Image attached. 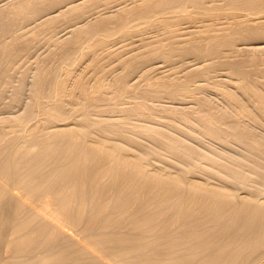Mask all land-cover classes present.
Instances as JSON below:
<instances>
[{
  "label": "bare ground",
  "instance_id": "1",
  "mask_svg": "<svg viewBox=\"0 0 264 264\" xmlns=\"http://www.w3.org/2000/svg\"><path fill=\"white\" fill-rule=\"evenodd\" d=\"M53 1H56V0H53ZM120 1H122L123 2V0H120ZM119 1V2H120ZM211 1V2H210ZM220 1V0H219ZM221 1H224V0H221ZM21 2V1H20ZM31 3H29V1H28V3L31 5L32 3L35 5L36 3H35V0H34V2H33V0L32 1H30ZM59 2V1H58ZM118 2V1H117ZM119 2H118V4H119ZM213 2H215V1H212V0H140V2L137 4V5H133L132 6V4H130L129 6L130 7H120V9L119 10H117L115 13L113 12V13H111V15H108V13L106 14V15H108V17H104L105 16V13H106V11H105V13H103L104 14V16L102 17H98V18H96L95 20H92V22L91 21H89V24H87V25H85V26H78V24H77V26H75V28H74V30L76 29V27H79V29L77 30H75V33H74V30L73 29H71V30H73V35L71 36L72 37V40L70 41V36L68 37L69 38V41L67 40V44H69L70 42L71 43H78L79 44V42H76V41H81V39L83 38V36H81L82 34H84V33H87V34H89V33H91V31H92V29L93 30H95V31H100V33H98V34H100V35H102V33H104V29H105V34L107 33V31H106V29L109 27V29H110V27H112V26H109V25H112V23L114 22V23H118V25H121V26H126V28H128L127 29V31L125 30L126 28H123V27H121L123 30L122 31H126L125 33H122V31L120 30V34L122 33V34H127V33H129V32H131V35H133V34H135V35H137V34H142V33H145V32H152L153 33V37H151L149 40H146L147 42H145V43H147V44H149V45H147L146 47L147 48H145L144 49V51L143 50H138V48H136V47H133V48H127L126 50H119V51H116V50H113V48H111V45H109V47L111 48H109V51H106L105 50V53H106V55L108 54L109 55V57H110V59H114V63H116V65L115 66H112V65H114L113 64V61H112V65H108L109 66V68L111 69L112 67H113V69H115V70H113V76L111 75V70L109 71L108 69H106L108 72H110V74H109V76H111L112 78H108L109 79V81L108 80H106V77H104V76H107L106 74H105V72H107V71H105V72H102V74L99 76V78H98V82H97V84L96 85H94L93 84V86H95L94 87V90H95V92L93 93V97L94 98H98L97 96H99V98L100 97H102L101 99H103L104 97H106L107 95H110L109 97V99H110V103H111V101L112 100H114L113 98L111 99V96L113 97H121V95H123V94H126L125 92H127L128 94H129V87H131L133 84H132V82L134 81V80H131L130 82H131V86L129 85V83H128V81H129V79L127 78L128 77V73H130L131 71H133V70H135V67L137 68V62H139V64H141L140 62H142V64H143V61L146 63L148 60L149 61H151L152 59V61H156V58H159V59H161V60H163L164 62L165 61H167V63L169 64V67L172 69V71L173 72H177L178 73V71H180V72H182V75L184 74H186V73H188L190 70V66L189 65H191L192 64V62H199V64L201 63V64H204V65H207V66H205L206 68H204L203 67V69H205L206 70V72L205 71H202V72H205L204 74H203V77H204V75H206L205 77L207 78L210 74H212L211 72H213V74H214V72L215 73H219V72H217V71H219L220 70V72H221V69L223 70V68L225 67H222L221 66V64L220 63H223V62H225L224 60H226V58H225V56L226 57H228L227 55H225V54H227V53H229V54H231L232 53V55L233 54H236V57H237V55H239L240 53H241V47L244 45V47L245 46H247V45H249L250 46V44H252V45H254L255 44V42H257V40L260 42L261 41V39L263 40L262 41V43L260 44V43H256L259 47H261V48H263L264 47V0H225L224 2L227 4L226 6H225V3H224V6L225 7H227L228 9H229V11H227V10H225V11H227V13H224V14H222V12H220L221 13V15H220V13L218 14L216 11L215 12H213V11H211L212 9H214L215 7L214 6H216V5H214V4H212L211 5V3H213ZM7 3V2H6ZM16 3H18V2H16ZM22 3V2H21ZM21 3H18V4H15V5H18V7L17 8H19L20 6H23V8H22V10L21 11H23V9H25V8H27L28 7V3H27V0L26 1H23V3H22V5H19V4H21ZM26 3H27V6H25L26 5ZM54 3V2H53ZM56 3H57V1H56ZM132 3V2H131ZM218 3V2H217ZM220 3H222V2H220ZM3 4V3H2ZM70 4V3H69ZM122 4V3H121ZM120 4V5H121ZM128 4V3H127ZM135 4V3H134ZM6 5V4H5ZM14 5V4H13ZM38 5V4H37ZM51 5H53V4H51ZM58 5V4H57ZM56 5V6H57ZM60 5V4H59ZM67 5V4H66ZM116 5V4H115ZM114 5V6H115ZM123 5H124V2H123ZM126 5V4H125ZM214 5V6H213ZM218 5V4H217ZM220 5V4H219ZM12 6V5H11ZM24 6H25V8H24ZM40 6V5H39ZM62 6V5H61ZM60 6V9H63L62 7ZM65 6V5H64ZM76 5H73V8L75 7ZM122 6V5H121ZM220 6H222V5H220ZM219 6V7H220ZM14 7V6H13ZM12 7V8H13ZM43 7V6H42ZM59 7V6H58ZM214 7V8H213ZM217 7V6H216ZM223 7V6H222ZM221 7V8H222ZM21 8V7H20ZM19 8V9H20ZM66 8V7H65ZM64 8V10H67V9H65ZM67 8H71V6L69 7H67ZM212 8V9H211ZM224 8V7H223ZM1 10H2V8H0ZM6 9V8H5ZM16 9V8H15ZM40 9V8H39ZM81 9V7H79L78 6V9H73L72 10V8H71V11H73L74 12V14L76 15V17L78 16L79 17V19L80 18H82L83 17V14H82V11L80 10ZM104 9H105V7H104ZM4 10V9H3ZM11 10V9H10ZM13 10H14V8H13ZM12 10V11H13ZM17 11H18V9H17ZM35 11V10H34ZM57 11V10H56ZM69 11V9L67 10V12ZM70 11V12H71ZM103 11V10H102ZM221 11V10H220ZM1 12V11H0ZM5 12H6V10H5ZM14 12V11H13ZM19 12V11H18ZM25 12V11H24ZM23 12V13H24ZM65 12V11H64ZM67 12H65V14L67 13ZM70 12H69V14L67 13V15H70ZM96 12V11H95ZM109 12V11H108ZM16 13V12H15ZM15 13H13L12 15H14ZM34 13V12H33ZM56 13V12H55ZM72 13V12H71ZM1 14V13H0ZM6 14H9V13H6ZM21 14V13H20ZM35 14H36V11H35ZM62 14H64V13H62ZM64 14V15H65ZM73 14V13H72ZM98 14H100V13H98ZM114 14V15H113ZM4 15V14H3ZM11 15V16H12ZM17 15H19V14H17ZM17 15H16V17H17ZM52 15V17H53V14H51ZM50 15V16H51ZM64 15L62 16V17H64ZM96 15V14H95ZM101 15V14H100ZM100 15H97V16H100ZM1 16V15H0ZM4 16H6V15H4ZM8 16H10V15H8ZM25 16V15H24ZM47 16V15H46ZM49 16V15H48ZM55 16H57V15H55ZM66 16V15H65ZM70 16H72V15H70ZM109 16H111V17H109ZM7 17V16H6ZM36 17V16H35ZM34 17V18H35ZM60 17V16H59ZM58 16H57V18H56V20L59 18ZM68 17V16H67ZM223 17H225V18H223ZM13 18H14V16H13ZM10 19V20H14V19ZM40 18V17H39ZM38 18V19H39ZM65 18V17H64ZM71 18V17H70ZM69 18V20H71ZM73 18V17H72ZM75 18V17H74ZM85 18V17H84ZM86 18H88V16L86 17ZM3 19V18H2ZM61 19V18H60ZM59 19V20H60ZM66 19V18H65ZM1 20V19H0ZM4 20H6V22H7V19H5L4 18ZM9 20V21H10ZM28 20V19H27ZM35 20V19H34ZM53 20H55V18H51V19H49L48 21H51L50 23H52V21ZM67 20V19H66ZM65 20V21H66ZM68 20V21H69ZM77 20V19H76ZM75 20V21H76ZM86 20V19H85ZM134 20V21H133ZM41 21V20H40ZM39 21V22H40ZM74 21V20H73ZM78 21V20H77ZM76 21V22H77ZM80 21V20H79ZM78 21V22H79ZM82 21V20H81ZM137 21V22H136ZM11 22V21H10ZM29 22H30V20H29ZM86 23V22H85ZM87 23H88V21H87ZM111 23V24H110ZM1 24H4V22L2 23L1 22ZM0 24V25H1ZM34 24H35V22H34ZM33 24V25H34ZM40 24V23H39ZM43 24V23H42ZM46 24V23H45ZM48 24V23H47ZM137 24H140V26L137 28ZM31 25H32V23H31ZM71 25V24H70ZM82 25H84V24H82ZM5 25H3L2 27H4ZM25 26L26 27H28V24L26 25L25 24ZM30 26V25H29ZM44 26V24L42 25V27ZM72 26H74V25H72ZM5 27H8V26H5ZM4 27V28H5ZM9 27H10V25H9ZM24 27V26H23ZM26 27L24 28V29H26ZM40 28H41V25L39 26ZM35 28L36 29V31H35V29H33L32 31H33V33H37V29H40V28ZM98 27V28H97ZM99 27H100V29H99ZM1 28V27H0ZM3 28V29H4ZM32 28H34V27H32ZM73 28V27H72ZM94 28H97L98 30H96V29H94ZM104 28V29H103ZM114 28H116V26L114 27H112V29H111V31L114 29ZM8 29V28H7ZM101 29H103V31H101ZM109 29H107V30H109ZM117 29V28H116ZM118 29H119V27H118ZM6 30V29H5ZM71 30H70V33H71ZM115 30V29H114ZM133 30V31H132ZM4 31V30H3ZM10 31V30H9ZM24 31V30H23ZM95 31H92V33L91 34H89V35H98L97 33H95ZM110 31V30H109ZM109 31H108V34L107 35H103L105 38H104V40H102L101 38H103V37H101V36H96V39H94L95 41H97L98 39H101L102 41L101 42H96V44L97 43H101L102 45H100V44H98V45H96L97 46V48H95L94 50H93V48L92 49H86V48H83V49H86V50H88L89 52H91V55L89 56L91 59H95L96 61L97 60H99V58H98V56L97 55H95V53H98V49H100L102 46H105L107 43H108V41H105L106 40V37L109 35L110 36V34H109ZM117 31L118 30H116L115 31V33L117 34ZM69 33V34H70ZM113 33H114V31H113ZM114 33V34H115ZM151 33V34H152ZM26 34V33H25ZM182 34H184V35H182ZM26 35H29L28 34V31H27V34ZM36 34H34V36H35ZM89 35H87V37L89 38L90 36ZM93 35V36H94ZM130 35V36H131ZM13 36V35H12ZM32 36V35H31ZM33 36V37H34ZM79 36H81L80 37V39H78V37ZM86 36V35H85ZM129 36V35H128ZM129 36V37H130ZM256 36H257V39H256ZM30 37V36H29ZM66 37V36H65ZM64 37V38H65ZM92 37V36H91ZM90 37V38H91ZM97 37H98V39H97ZM100 37V38H99ZM119 37V36H118ZM150 37V36H149ZM148 37V38H149ZM31 38V37H30ZM35 38H36V36H35ZM34 38V39H35ZM68 38H66V39H68ZM85 38V37H84ZM87 38V39H88ZM65 39V40H66ZM78 39V40H77ZM108 39V38H107ZM110 39V38H109ZM108 39V40H109ZM57 40V39H56ZM90 40V39H89ZM92 40H93V38H92ZM91 40V42L90 43H92V42H94V41H92ZM133 40H135V39H133ZM145 40V39H144ZM60 41H62V40H60ZM64 41V40H63ZM87 41V40H86ZM99 41V40H98ZM114 41H115V39H114ZM9 42V41H8ZM69 42V43H68ZM83 42V41H82ZM84 42H85V40H84ZM83 42V43H84ZM88 42V41H87ZM103 42H106V44H104ZM129 42V41H128ZM128 42H126V43H128ZM0 43H1V41H0ZM3 43V42H2ZM7 43V42H6ZM62 43H64V42H61V45H62ZM83 43H82V45H83ZM178 43H182L181 45H178ZM8 44V43H7ZM6 44V45H7ZM65 44V43H64ZM64 44H63V46H64ZM73 44H71V45H73ZM95 44V42L93 43V45ZM113 44V43H112ZM143 44V43H142ZM177 44V45H176ZM255 44V45H256ZM4 45H5V42H4ZM5 45V46H6ZM12 45V44H11ZM66 45V44H65ZM70 45V46H71ZM81 45V44H80ZM90 45V44H89ZM92 45V46H93ZM108 45V44H107ZM252 45L250 46V47H248V49L249 48H252ZM254 45V46H255ZM3 46V45H2ZM70 46L68 45V47H69V49H70ZM74 46V45H73ZM72 46V47H73ZM91 46V45H90ZM95 46V47H96ZM258 46H256V47H253V49H255V48H257ZM0 47H1V44H0ZM77 47L79 48V46L77 45ZM89 47V46H88ZM243 47V48H244ZM4 48V47H3ZM65 48V47H64ZM66 48H67V46H66ZM90 48V47H89ZM241 48V49H240ZM72 49H74V48H72ZM246 49V48H245ZM245 49H243V51L245 50ZM253 49H251V50H253ZM5 51H6V48L4 49ZM8 50V49H7ZM12 50V49H11ZM13 50H14V48H13ZM64 50V49H63ZM177 50V52H175ZM250 50V49H249ZM248 50V51H249ZM259 50H260V48H259ZM263 50H264V48H263ZM262 50V51H263ZM0 51H2V50H0ZM5 51H2V53L1 54H3V52H5ZM66 51H67V53H69L68 52V50L66 49ZM96 51V52H95ZM246 52H248L247 50H245ZM254 51V50H253ZM252 51V52H253ZM255 51H258V50H255ZM254 51V52H255ZM10 52V51H9ZM20 52V51H19ZM19 52H18V54H19ZM64 53H65V51H63ZM74 51H72V53H73ZM78 52V51H77ZM80 52H81V50H80ZM83 52H84V50H83ZM172 52H174V53H176V54H178L179 56H180V58H176L177 60H174V58H173V56H171V54H173ZM231 52V53H230ZM251 52V53H252ZM264 52V51H263ZM5 53H7V51L5 52ZM13 53V52H12ZM55 53V52H54ZM58 53V52H57ZM71 53V52H70ZM239 53V54H238ZM255 53H257V52H255ZM253 54L252 53V56L254 55V56H258V57H253V58H256L255 60L253 59V58H251V57H249L250 59H253L255 62V70L257 69V66H258V68H259V65L261 64V62H263V64H264V53H262V54H260V53H257V54ZM11 54V53H10ZM15 54V53H14ZM13 54V55H14ZM175 54V55H176ZM190 54V55H189ZM248 54H250V53H248ZM258 54H260V55H258ZM20 55V54H19ZM62 55V54H61ZM67 55V54H66ZM105 55V54H104ZM105 55V56H106ZM225 55V56H224ZM243 55V54H242ZM251 55V54H250ZM9 56V55H8ZM7 56V57H8ZM14 56H16V55H14ZM64 56L65 55H63V59H64ZM69 56H71V55H69ZM230 56V55H229ZM248 56L249 55H247V53H246V56H244L245 57V59H248ZM231 57H234V59H235V55H233V56H230L229 58L231 59ZM240 57H241V55H240ZM239 57V58H240ZM12 58V57H11ZM16 59L18 58V57H15ZM15 58H13L14 59V61H15ZM65 58H66V56H65ZM68 58V57H67ZM108 58V57H107ZM187 58V59H186ZM225 58V59H224ZM229 58H227V60L229 59ZM238 58V57H237ZM238 58V59H239ZM242 58V57H241ZM240 58V59H241ZM105 59H106V57H105ZM109 59V58H108ZM233 58H232V60H234ZM12 60V59H11ZM186 61V63H183V61ZM232 60H231V62H232ZM237 59H235V61H236ZM242 60V59H241ZM62 61V60H61ZM74 61V60H73ZM109 61V60H108ZM107 61V62H108ZM181 62L180 64H178V66H176V65H174L175 63H178V62ZM201 61V62H200ZM260 61V64L259 65H257V63ZM4 62V61H3ZM6 62H8V61H6ZM5 62V63H6ZM81 62V61H80ZM191 63V64H188V63ZM237 62H240V61H236L235 63H237ZM242 62H243V60H242ZM72 63V62H71ZM77 63V62H76ZM75 63V64H76ZM104 63V62H103ZM102 63V64H103ZM109 63H110V61H109ZM149 63V62H148ZM156 63V62H155ZM163 63V62H162ZM232 63H234V61L232 62ZM252 63V65H253V62H251ZM7 64V63H6ZM59 64V63H58ZM61 64V63H60ZM64 64V63H63ZM151 64H152V62H151ZM181 64H184V65H181ZM185 64H187L186 66H189V68H187V70L186 69H183L182 70V68H184V66H185ZM200 64V65H201ZM220 64V65H219ZM224 64H226V63H224ZM242 64V63H241ZM4 65V64H3ZM57 65V64H56ZM55 65V66H56ZM66 65V64H65ZM79 65V63L76 65V66H78ZM82 65V64H81ZM104 65V64H103ZM145 66H146V64H144ZM167 65V64H166ZM198 65V64H197ZM58 66V65H57ZM57 66H56V68H57ZM70 66V65H69ZM110 66H112V67H110ZM140 66V65H139ZM143 66V65H142ZM144 66V67H145ZM149 66V65H148ZM152 66V65H151ZM157 66V65H156ZM155 66V67H156ZM192 66V65H191ZM195 65H193V67H194ZM202 66V65H201ZM221 66V67H220ZM237 66H238V64H237ZM235 67L236 69V71L238 72H234L236 75L238 74L239 75V72L241 73L242 72V68H240V67ZM243 66V65H242ZM261 66V65H260ZM7 67H9L8 65H7ZM43 67V66H42ZM51 67H53V66H51ZM50 66H49V68H51ZM58 67H60V66H58ZM67 67V66H66ZM65 67V68H66ZM74 67V66H73ZM104 67V66H103ZM107 67V66H106ZM162 67V66H161ZM165 67V66H164ZM167 67V66H166ZM231 67V66H230ZM233 67V66H232ZM246 67V66H245ZM48 68V67H47ZM48 68V69H49ZM68 68V67H67ZM66 68V69H67ZM146 68H147V66H146ZM152 68H154V66L152 67ZM169 68V69H170ZM192 68V67H191ZM195 68V67H194ZM197 68H200V67H197ZM197 68H195V69H197ZM254 68H253V70H254ZM261 68H262V66H261ZM260 68V69H261ZM9 69V68H8ZM42 69V68H41ZM45 70H46V68H44ZM65 69V70H66ZM70 69V68H69ZM68 69V70H69ZM74 69V68H73ZM79 69V68H78ZM104 69V68H103ZM165 69V68H164ZM168 69V70H169ZM170 69V70H171ZM195 69H191V70H195ZM201 69V68H200ZM263 69V68H262ZM2 70H5V68L3 69V67H2ZM1 70V71H2ZM37 70V69H36ZM51 71H52V68L50 69ZM50 70H49V72H50ZM65 70H63V71H65ZM137 71H138V68L136 69ZM147 70V69H146ZM149 70H151V69H149ZM156 70V69H155ZM154 70V71H155ZM158 70H159V68H158ZM162 70V69H161ZM169 70V71H170ZM185 70V71H184ZM189 70V71H188ZM197 70H199V69H197ZM202 70V69H201ZM200 70V71H201ZM225 70V69H224ZM224 70L222 71V73L224 72ZM233 70V69H232ZM234 70V71H235ZM244 70V69H243ZM264 70V69H263ZM0 71V72H1ZM6 71V70H5ZM4 71V72H5ZM7 71H9V70H7ZM70 71H71V69H70ZM73 71V70H72ZM71 71V72H72ZM143 71H145L144 70V68H143ZM187 71V72H186ZM227 71V70H226ZM229 71V70H228ZM249 70L247 69V72H248ZM10 72V71H9ZM42 72H43V70H42ZM41 72V70H40V73H37L36 74V72L34 73L35 75H36V78L34 77L35 75H33V77L36 79H34L32 82L34 83V85H33V90H32V92L36 95V96H43L44 94L45 95H47L48 93H46V91H48L47 89H49L50 87H52V88H50V89H52V90H56L57 91V94L55 95L54 94V98H55V96H57V99L55 100V101H52L51 102V100H50V102H46L45 100V98H43V100H44V102L43 101H41L42 100V97H35V95H33V97H35V98H33L34 100L36 99V102H29V103H34L35 105H36V103L39 101V99H41L38 103H40V114H44L43 116H44V118H43V120H45L46 121V123L47 124H50V126L49 125H47L46 123H45V125H39L40 123H42V122H38L39 124V126L36 124V122H35V126H34V123L32 124L33 126H28L29 128H27V131L26 132H24V130H22L25 134H23V135H15L14 133V137L12 138V139H9V143H5L4 144V142L6 141H4L3 142V146H1L0 147V233H1V231H3L4 229H5V227H6V225H12L13 227H14V234L13 235H11L6 241H7V245L6 246H8L9 247V249L11 250V253L13 252V253H15V254H21V255H25L26 256V260L25 261H23L21 264H26L28 261H27V259L29 260V257L30 256H32V254H31V252L32 253H34V255H35V249H33V248H36V246H42L43 248H48V247H50V246H52V248H53V246H54V249H52V248H48V249H52V252H54L53 254L54 255H56V258H53V260L55 259V261L58 263V264H171L170 262L169 263H165V261L163 262V260H164V258H165V256H166V258H167V256H173L172 258L174 259L173 260V264H208L209 262H208V260H210L211 258H217V257H214L213 255H211L212 257L210 258V257H208L207 256V259H205V260H203L201 263H200V261H193V259H194V257H195V252H197V250L198 249H200L201 248V246L202 245H204V244H202V242H200L201 241V239L202 238H204V237H201L199 234H200V232H202V230L203 229H201V231H200V229H199V231L197 232V230H198V228L199 227H197V230H196V232L198 233L197 235H196V233H194V231H195V229H191L192 231H193V236H194V234L196 235L195 237H193L192 235H191V233H186V229H183V231H182V233L180 232V227H184L183 226V224L185 225V228H188L189 227V225L191 224H194V223H191V222H189L190 221V219H189V221H187L188 222V227H187V224H185V222H183V223H181L183 220H185V219H181L182 221H180V223H179V218H180V214L182 213L181 211V209H180V211L178 210V209H174L175 211L177 210L178 211V213H179V215H178V217L179 218H177V215H175L176 213H177V211H176V213L174 214L173 213V211L172 210H170L169 212H172V213H169L167 216H166V218H165V220L163 221V222H165V224L163 225V224H161L162 226H166L165 228H166V230H168L167 229V227H168V225H169V227L173 224L174 226H175V228H176V226L178 225V227H179V232H180V234H178V232L176 233V232H174L173 230V232H174V235H172V237H171V235H170V233H168L169 231H167V234H166V230L163 232L164 234H166V236H164L163 237V239H164V241H162L160 244H158V246H156V244L154 245V244H150V247H148V246H143L142 247V245H143V242H142V245H137L136 243H135V241H133L134 239H136L137 238V236H136V238L134 237V239H132L133 237L132 236H134V235H129V233L130 232H126L125 231V234H123L122 233V231H121V235H120V233H119V235L117 234V233H115L116 231L114 230V228H112V229H109V228H107L108 226H109V224L107 225V224H105V225H107V226H105L104 225V223H103V225L105 226V228L104 227H101L99 224H101L102 223V219L100 220V218H102V215L103 214H105V213H103V212H105L106 211V213H107V216H105V219L107 220L108 219V221H110L111 220V218H114L115 217V214L116 213H108V211H107V208H108V206H104V205H107V201H105V200H103V201H105V202H101V205L104 207V208H106V209H103L102 210V206L101 205H99V204H95V207L93 206V208H95V214L94 215H92L93 214V212H92V214L90 213V214H87V215H85L84 216V213H85V207L87 206L86 204H88V203H90V202H92L96 197H94V199L92 200V199H90V195H88V192L89 191H91V189L93 190L94 189V187H93V185H95V187H96V181L98 180V179H96L97 177L99 178V177H101L102 175H104V174H107V175H109L111 172L110 171H112V174H114V179L115 180H113V181H118V182H120V183H116L117 185H114V187L112 186H110V183L109 182H111V181H109L108 182V180H107V182L109 183V186L107 187V189L106 190H109L108 188H116V191H117V188H120L121 189V187L123 188V187H129V186H133V183L136 181H139V179H137L138 178V176H135V175H137L140 171L143 173V174H145L144 176L145 177H147V178H149V179H147L148 180V182H147V180H140V183H136V184H138V185H135V186H138V188L136 187V189H138V190H142V189H144L145 190V188L147 189V190H149L150 188H151V185L152 186H155V187H157L158 189H159V187H160V189H159V191H158V189H157V191H156V189H155V187H154V189H155V192H154V190H153V192H154V196L151 194H149V193H147V197H148V195H150L149 197H148V201L151 199L150 197H152V199L151 200H153V199H158V198H160V197H164V198H167V197H165L166 195L167 196H169L170 195V193L171 192H169V195H168V192L166 193H164V191L166 190V191H168V190H173L174 188L172 187V186H176V188H175V190H178L179 188H180V186L179 185H181L182 183H184V181H185V185L183 186L184 188H185V186H187V185H191V186H194V187H198L196 190H193L194 189V187H192V191H191V193L192 192H194V193H196L195 191H197V193H198V189L199 188H204V190L202 189L201 190V193L203 192V191H205V190H207L206 192L207 193H209L210 192V194H207V195H205L206 197L207 196H211L212 194H213V196H215V197H213V196H209V200H211L210 202V204H214V203H216V197L218 196V195H221L223 198H225L226 197V199L224 200V201H227L226 202V204L227 205H231L232 203H231V201H230V203L228 204V200L230 199L231 200V198L233 197L234 198V196H232L233 194L232 193H230V188H229V190H226V189H223V188H221V187H219L218 185H214L213 184V180L211 181V182H208V180L206 181V180H204V182H203V180H201L200 181V179L201 178H199V180H197L196 178L197 177H195V178H193L192 176H193V174L192 173H194V172H196V171H194L193 170V172L192 173H190V174H192V176H190L191 178H193V179H189V176L188 175H186V174H188V172L184 175V173H183V176H182V172H184L187 168L185 167L184 169V171H180L179 170V172H181V174H179V172L177 173L179 176H181V177H178V175H175L174 173L176 172H174V173H170V172H168L167 170H166V172L165 171H162L163 169H162V167L161 166H159V167H161V169L159 168V169H157V170H150V169H146L147 167H146V165L147 164H145L144 163V161H143V159L140 157V154L139 155H136L135 154V152L133 151V150H131L132 151V153H134L133 155H132V153H131V151L130 150H128V147L126 148L125 147V145H123L124 146V149H122L123 148V146L121 145L122 143H120V144H115V143H111V144H109V143H103V142H105V141H102V143H97V141L99 140V138H98V140L97 139H95L94 137H96V134L99 136V135H101L102 133H104V131L102 132V123H100L99 121L102 119H98L97 121H96V119L95 120H92V119H90L89 117H88V115H92V114H89V113H86V114H88V115H86L84 112H86V111H83L82 110V108L81 109H79V107L80 106H82L81 105V103L79 104L80 106L78 107V106H76L75 104V101H77V99L76 98H78L77 97V95L78 94H80V95H82V97L83 96H85V98H88V100H90V98H93L91 95H90V89H88L87 88V86L89 85V83L87 84V86H86V84L84 83V79H83V73H80V70H79V72H75V73H72L71 74V76L72 77H70L69 79H71V82H66V79L65 78H63V77H65L66 75H67V72H68V74H69V71H67V72H64V74H66L65 76H63V77H61L62 76V74H61V76H60V74H59V76H60V79H58V83H57V81L55 80L54 82H56L55 84H54V82L52 81V77H51V79H49L50 77L48 76V73H47V75H44L45 76V80L43 79V73ZM47 72V71H46ZM52 72H54V71H52ZM60 72V71H59ZM70 72V73H71ZM107 72V73H108ZM141 72V71H140ZM146 72V71H145ZM163 72H165V71H163ZM179 72V73H180ZM195 72H196V70H195ZM210 72V74L208 75V73ZM254 72V71H253ZM260 72V71H259ZM55 73V72H54ZM56 73H57V71H56ZM61 73V72H60ZM136 73V72H135ZM144 73V72H143ZM167 73V72H166ZM169 73L170 72H168V75H166V77L164 76H161L160 77V79H159V76H157L158 78L156 79V80H154L153 79V81L154 82H149V80H148V82L150 83H148L149 85H153L152 83H154L155 84V86H154V88H153V86L151 87V88H153V89H156V87L157 88H160V89H157L158 91L159 90H166L167 88H169L170 87V85L172 84V82H174V79L176 78H174L173 80H170V78H168L169 77ZM190 73V72H189ZM188 73V74H189ZM192 73V72H191ZM243 73V72H242ZM240 74V75H243V74ZM251 73V72H250ZM258 73V72H257ZM3 74V73H2ZM6 74H8L7 72H6ZM44 74H46L45 72H44ZM63 74V75H64ZM134 74V73H133ZM138 74H140V73H138ZM138 74H136V75H138ZM141 74H142V72H141ZM146 74V73H145ZM163 74H165V73H163ZM162 74V75H163ZM181 74V73H180ZM187 74V75H188ZM244 74H245V72H244ZM259 74H263V71H261V73H259ZM5 75V74H4ZM10 75V74H9ZM51 75H53V73L51 74ZM144 75V74H143ZM147 76H148V73L146 74ZM145 75V76H146ZM177 76H179L178 74H176ZM175 75V76H176ZM184 75H183V77H184ZM186 75V76H187ZM190 75V74H189ZM188 75V76H189ZM193 75V74H192ZM191 75V76H192ZM232 75V74H231ZM239 75V76H240ZM252 75V74H251ZM264 75V74H263ZM262 75V76H263ZM42 76V77H41ZM48 76V80H49V82H50V84H51V82H53V86H49L48 87V84H49V82H48V84H44V82L46 81V77ZM69 76V75H68ZM68 76H66V78L68 77ZM108 76V77H109ZM131 76L133 77V75H132V72H131ZM130 76V77H131ZM181 76V75H180ZM194 76V75H193ZM197 76V75H196ZM202 76V75H201ZM211 76V75H210ZM246 76V75H245ZM250 76V75H249ZM249 76H248V78H249ZM252 76H254V74L252 75ZM261 76V77H262ZM1 77H3V76H1ZM0 77V78H1ZM5 77V76H4ZM7 78H8V76H6ZM12 77V76H11ZM10 76H9V79L11 78ZM25 77V76H24ZM139 77H140V75H139ZM144 77V76H143ZM149 77V76H148ZM170 77H171V74H170ZM204 77V78H205ZM242 77V76H241ZM259 77V76H258ZM257 76H256V79L258 78ZM7 78L5 79V80H7ZM23 78V77H22ZM43 79V81H40V80H42ZM58 78V77H57ZM62 78V79H61ZM161 78H163V79H161ZM178 78V77H177ZM180 78V77H179ZM191 78V77H190ZM205 78V79H206ZM208 78H210V77H208ZM206 79V81L207 80H210V79ZM243 78H244V76H243ZM242 78V79H243ZM251 78V77H250ZM55 79H56V77H55ZM65 79V80H64ZM68 79V78H67ZM145 79V78H144ZM150 79V78H149ZM171 79H172V77H171ZM181 79V78H180ZM196 79V78H195ZM244 79H246V77L244 78ZM243 79V80H244ZM256 79H254V77H253V80H252V78H251V80L253 81V82H251L250 84H252V85H249V82L250 81H247V82H241V79H240V82H239V80H238V82H239V84L237 83L236 85H237V87L239 88V91H233L232 89H230V87H229V89H226V88H228V87H226L225 86V90H224V88L223 87H221L222 89H223V92H225V95L228 97H230V96H232L233 98H235L234 96H236V97H239V96H237V95H235V93L237 92V94H243L244 95V93H247V94H253V95H255V96H257L258 97V99H259V101H260V103H263L264 104V84H263V82H262V84L260 83V81H258V80H260L261 78H259L258 80H256ZM5 80H4V84H6L5 83ZM53 80H54V78H53ZM151 80V79H150ZM204 80V79H203ZM212 80V79H211ZM233 80V79H232ZM248 80V79H247ZM263 80H264V78H263ZM3 80H1V82H2ZM156 81V82H155ZM183 81V80H182ZM186 81V80H185ZM191 81V80H190ZM228 81V80H227ZM231 81V80H230ZM235 81V80H234ZM256 81V82H255ZM0 82V83H1ZM41 82V83H40ZM86 82V81H85ZM187 83H188V81H186ZM192 82V81H191ZM210 82V81H209ZM209 82H208V84H209ZM215 82V81H214ZM259 82V83H258ZM8 83V82H7ZM23 83V82H22ZM46 83V82H45ZM87 83V82H86ZM91 83V82H90ZM147 83V82H146ZM159 85H158V84ZM176 85L178 84L177 82H174ZM185 83V82H184ZM201 83H203V82H201ZM207 83V82H206ZM231 83V82H230ZM232 83H233V81H232ZM49 84V85H50ZM136 84V83H135ZM148 84H147V87H148ZM156 84H157V86H156ZM220 84H222V83H220ZM3 85V84H2ZM22 85V84H21ZM24 85H25V83H24ZM52 85V84H51ZM179 86H180V84H178ZM177 85V86H178ZM191 85V84H190ZM198 85V84H197ZM200 85V84H199ZM224 85H226L225 83H224ZM223 85V86H224ZM23 86V85H22ZM31 86V85H30ZM93 86H92V89H93ZM134 86V85H133ZM131 87L132 88V90H130V92L132 91V93H133V88L134 87ZM135 86H137V85H135ZM158 86H160V87H158ZM189 86V85H188ZM206 86V85H205ZM26 87V86H25ZM53 87H54V89H53ZM174 87V86H173ZM173 87H171V88H173ZM201 87V86H200ZM209 87H211V86H209ZM18 88V87H17ZM17 88H16V90H17ZM19 88H21L20 87V85H19ZM91 88V87H90ZM150 88V87H149ZM150 88V89H151ZM184 88V87H183ZM186 88H187V86H186ZM202 88V87H201ZM216 88V87H215ZM236 88V87H235ZM1 89V88H0ZM152 89V90H153ZM179 89V88H178ZM181 89V88H180ZM191 89V88H190ZM193 89H194V87H193ZM200 89V88H199ZM210 89H212V88H210ZM218 88H216V90H217ZM234 89V88H233ZM15 90V89H14ZM19 90V89H18ZM24 90V89H23ZM30 90V89H29ZM28 90V91H29ZM48 91L49 93L51 92V94H52V92L54 93V91ZM136 90V89H135ZM214 90V89H213ZM237 90V89H236ZM20 91V90H19ZM18 91V92H19ZM21 91H22V88H21ZM90 91V92H89ZM178 91V90H177ZM176 91V92H177ZM179 91H181V90H179ZM194 91V90H193ZM197 91H199V90H197ZM197 91L195 92V93H197ZM201 91V90H200ZM205 91V90H204ZM212 91V90H211ZM15 92V91H14ZM13 92V93H14ZM23 92V91H22ZM32 92H31V95H32ZM135 92V91H134ZM152 92V91H151ZM175 92V91H174ZM175 92V93H176ZM217 92V91H216ZM27 93V92H26ZM139 93V92H138ZM137 93V94H138ZM153 93V92H152ZM170 93H172V92H170ZM178 93V92H177ZM180 93H182V92H180ZM213 93V92H212ZM15 94V96L17 95L16 93H14ZM13 94V95H14ZM23 94H24V92H23ZM27 94H30V93H27ZM43 94V95H42ZM51 94H48L49 96L51 95ZM112 94V95H111ZM135 94V93H134ZM133 94V95H134ZM137 94H135V95H137ZM145 94V93H144ZM150 94V93H149ZM158 94V93H157ZM162 94V93H161ZM193 94H194V92H193ZM218 94V93H217ZM12 95V94H11ZM19 95V94H18ZM21 95H22V93H21ZM53 95V94H52ZM79 95V96H80ZM132 95V94H131ZM155 95V94H154ZM159 95V94H158ZM169 95V94H168ZM184 95H185V93H184ZM184 95H182V96H184ZM190 95V94H189ZM203 95V94H202ZM205 95V94H204ZM215 95V94H214ZM223 95H224V93H223ZM20 96V95H19ZM19 96L17 97V99L19 98ZM49 96H48V98H49ZM91 96V97H90ZM139 96V95H138ZM150 96V95H149ZM152 96V95H151ZM174 97H175V94L173 95ZM178 96V95H177ZM191 97H192V95H190ZM196 96V95H195ZM250 96V99L252 100V99H254V98H251L252 96L251 95H249ZM29 97V96H28ZM44 97V96H43ZM51 97V96H50ZM125 97V96H124ZM130 97V96H129ZM132 97V96H131ZM131 97L129 98V99H131ZM142 97H143V95H142ZM145 97V96H144ZM173 97V98H174ZM198 97V96H197ZM256 97V98H257ZM21 98V97H20ZM32 98V97H31ZM31 98H30V100H31ZM38 98V99H37ZM53 98V96L51 97V99ZM98 98V99H99ZM107 98H108V96H107ZM107 98H104V101H105V99L107 100ZM123 98V97H122ZM121 98V99H122ZM134 98V97H133ZM153 98V97H152ZM155 98V97H154ZM159 98V97H158ZM181 98V97H180ZM189 98V97H188ZM187 98V99H188ZM195 98V97H194ZM193 98V99H194ZM207 98V97H206ZM209 98V97H208ZM218 98V97H217ZM222 98V97H221ZM241 98V97H240ZM242 98H243V96H242ZM11 99H12V96H11ZM17 99H15V97H13V99L12 100H17ZM32 99V100H33ZM76 99V100H75ZM118 99V98H117ZM128 99V98H127ZM135 99V98H134ZM141 99V98H140ZM147 99V98H146ZM157 99V98H156ZM182 99V98H181ZM203 99H205V98H203ZM247 99L249 100V98H248V96H247ZM246 99V100H247ZM257 99V100H258ZM11 100V101H12ZM20 100V99H19ZM29 100V101H30ZM38 100V101H37ZM53 100V99H52ZM79 101H82V98L80 99H78ZM85 100V99H84ZM87 99H86V101L88 102V104H89V101H88ZM124 100H126V99H124ZM138 99H136V101H137ZM171 100V99H170ZM176 100H177V98H176ZM180 100V99H179ZM183 100V99H182ZM185 100H186V98H185ZM220 100V99H219ZM226 100H228V99H226ZM236 100H237V98H236ZM256 100V99H255ZM256 100V101H257ZM21 101V100H20ZM49 101V100H48ZM78 101V102H79ZM92 101V100H91ZM95 101V100H94ZM100 101V100H99ZM116 101V100H115ZM142 101V100H141ZM187 101V100H186ZM188 101H189V99H188ZM211 101V100H210ZM243 101V100H242ZM245 101V100H244ZM254 101V100H253ZM259 101H258V103H256V104H260L259 103ZM78 102H77V104H78ZM117 102H118V100H117ZM120 102V101H119ZM122 102V101H121ZM137 102H139V101H137ZM136 102V103H137ZM231 102V101H230ZM239 98H238V105H239V107H240V105L242 106L243 105V103L242 104H239ZM247 102V101H246ZM249 102H250V100H249ZM17 103H19V102H17ZM25 103V102H24ZM23 103V104H24ZM82 103H83V101H82ZM109 103V104H110ZM143 103H144V101H143ZM142 103V104H143ZM190 103V102H189ZM209 103V102H208ZM236 103V102H235ZM252 103V102H251ZM8 104V103H7ZM9 104H10V102H9ZM8 104V105H9ZM12 104V103H11ZM27 104H28V102H27ZM27 104H25V105H27ZM34 104H30V105H27V107H29L28 109V111L27 112H25V113H27L26 114V117L30 114V116H34L35 115V113L37 112V110H36V112H34V114H32L31 115V113H33V112H31V111H34V109H35V106H34V109L33 110H31L32 108H33V106L32 105H34ZM72 104H74L75 105V107H78V109L79 110H82L83 112H81L82 113V115L80 114V118L79 117H77L78 119L76 120V118L74 119L75 120V122L73 123V124H75L76 126H73L72 124L70 125V123L68 122V123H65V125L64 124H62V125H59L60 123L59 122H56V120L55 119H57V117L58 116H60V118H61V116L63 115V114H65V112L68 110V108H70L71 106H72ZM85 104V103H84ZM97 104V103H96ZM103 104V103H102ZM101 104V105H102ZM105 104V103H104ZM108 104V105H109ZM117 104V103H116ZM121 104V103H120ZM123 104V103H122ZM125 104V103H124ZM212 104V103H211ZM229 104V103H228ZM232 104L233 103H230L229 105L230 106H232ZM246 104V103H245ZM248 104V103H247ZM254 104V103H253ZM253 104H251V105H253ZM14 105V104H13ZM20 105V104H19ZM18 105V106H19ZM86 105V104H85ZM85 105L83 106V108L85 107ZM91 105H94L93 104V102H92V104ZM98 105V104H97ZM100 105V106H101ZM112 105V104H111ZM129 105H130V103H129ZM133 105H136V104H133ZM132 105V106H133ZM144 105V104H143ZM143 105H137V106H143ZM191 105V104H190ZM255 105V104H254ZM253 105V106H254ZM261 105V104H260ZM11 106V105H10ZM31 106H32V108H31ZM37 107L39 106V105H36ZM89 106V105H88ZM94 106H96V105H94ZM93 106V107H94ZM104 106V105H103ZM114 106H115V104H114ZM117 106V105H116ZM121 106V105H120ZM136 106V107H137ZM192 106V105H191ZM193 106H195V105H193ZM202 106V105H201ZM206 106V105H205ZM208 106H210V105H208ZM228 106V105H227ZM248 105H246V107H247ZM258 106V105H257ZM4 107H6V109H7V106L5 105ZM24 107L25 106H23V109H24ZM26 107V108H27ZM73 107V106H72ZM71 107V108H72ZM75 107H73L74 109H75ZM92 107V108H93ZM98 107H99V105H98ZM111 107V106H110ZM122 107H124V105L122 106ZM129 107H131V106H129ZM128 107V109H131V108H134V107H131V108H129ZM190 107V106H189ZM235 107V105L233 106V108ZM261 107H264V105L262 106L261 105ZM261 107H259V108H261ZM1 108H3V107H1ZM9 108H11V107H9ZM25 108V109H26ZM87 108V107H86ZM95 108V107H94ZM101 108H102V106H101ZM105 108V107H104ZM117 108V107H116ZM115 108V109H116ZM139 109H141L140 107H138ZM138 108L137 109H135V111L136 110H138ZM144 108V107H143ZM192 108V107H191ZM221 108V107H220ZM242 108V107H241ZM245 108V105H244V107H243V109ZM248 108V107H247ZM246 108V109H247ZM4 109V108H3ZM22 109V110H23ZM38 109V108H37ZM38 109V110H39ZM77 109V108H76ZM97 109V108H96ZM106 109H107V107H106ZM123 108H121L120 109V111L122 110ZM125 109V108H124ZM127 109V108H126ZM194 109V108H193ZM218 109V108H217ZM230 109H232L231 107H230ZM235 109H236V107H235ZM235 109L234 110H232V112H231V114L233 113V111L235 112ZM254 109V108H253ZM255 109H258L257 107L255 108ZM8 110V109H7ZM10 110V109H9ZM13 110V109H12ZM11 110V111H12ZM72 110L73 109H71V112H72ZM84 110H86L85 108H84ZM89 110H92L91 109V107L89 106ZM102 110V109H101ZM108 111H109V109H107ZM114 109H112V111H113ZM119 110V109H118ZM133 110V109H132ZM198 110V109H197ZM203 110V109H202ZM216 110V109H215ZM220 110V109H219ZM237 110V109H236ZM240 110V109H239ZM237 111L239 114L241 113L240 111L242 110H240V111ZM247 110H249V108L247 109ZM252 110V109H251ZM251 110H249L250 111V114H251ZM262 110H264L263 108H262ZM261 110V111H262ZM24 111H26V110H24ZM23 111V112H24ZM42 111V112H41ZM68 111H70V110H68ZM74 111V110H73ZM76 111V110H75ZM95 111H97L98 112V110H95ZM127 110H125V112H126ZM130 111V110H129ZM210 111V110H209ZM217 111V110H216ZM222 111V110H221ZM231 111V110H230ZM243 111V110H242ZM245 112H246V110H244ZM260 111V112H261ZM4 112V111H3ZM14 112V111H13ZM28 112H30L29 114H28ZM93 112V111H92ZM99 112H101L100 110H99ZM104 112V111H103ZM107 111H105V113H106ZM111 112V111H110ZM119 112V111H118ZM136 112H138V113H140L139 111H136ZM135 112V113H136ZM142 112V111H141ZM144 112V111H143ZM197 112V111H196ZM214 111H212V113H213ZM227 112V111H226ZM248 112V111H247ZM246 112V113H247ZM15 113V112H14ZM14 113H12L13 115L12 116H14L13 118H15V115H17V113L14 115ZM22 113V112H21ZM24 113V114H25ZM102 113V112H101ZM115 113V112H114ZM123 113V112H122ZM127 113H129V112H126V114ZM193 113V112H192ZM211 113V112H210ZM229 113V112H228ZM227 113V114H228ZM245 113V115H243V116H247V114ZM249 113V112H248ZM252 113H253V111H252ZM256 113V112H255ZM259 113V112H258ZM18 114H20L19 112H18ZM37 114V113H36ZM39 114V115H40ZM70 114V113H69ZM72 114V113H71ZM70 114V115H71ZM74 114V113H73ZM76 114H78V113H76ZM94 114H95V112H94ZM94 114L92 115V116H94ZM130 115L131 114H134L133 112H131V113H129ZM129 114H127V118L128 117H130L129 116ZM141 115H142V113H140ZM139 114V115H140ZM185 114V113H184ZM198 114V113H197ZM235 114L236 113H233V115L235 116ZM238 114V115H239ZM242 114H243V112H242ZM254 114V113H253ZM7 115V114H6ZM10 115V114H9ZM21 115V114H20ZM18 115V118H16V121H14L17 125H15V126H17V127H15V128H17L19 131H20V129L23 127V124H24V122H23V120L25 119V118H23L22 116H24V115ZM38 115V116H39ZM67 115V114H66ZM66 115H65V117H66ZM110 115V114H109ZM137 115V114H136ZM135 115V116H136ZM144 115V114H143ZM146 115V114H145ZM177 115V114H176ZM179 115V114H178ZM237 115V116H238ZM252 115V114H251ZM257 115V113L255 114V116ZM259 115V114H258ZM8 116V115H7ZM32 116V117H33ZM36 116V115H35ZM34 116V117H35ZM42 116V115H41ZM97 116V115H96ZM120 116V115H119ZM181 116V115H180ZM185 116V115H184ZM187 116H189V115H187ZM205 116V115H204ZM207 116V115H206ZM218 116V115H217ZM230 116V115H229ZM228 116V117H229ZM236 116V117H237ZM243 116H241V117H243ZM248 116H250V115H248ZM254 116V115H253ZM254 116V117H255ZM262 116H263V114H262ZM10 117V116H9ZM22 117V118H21ZM25 117V116H24ZM37 117V116H36ZM73 117H75L74 115H73ZM101 117H103V115L101 116ZM105 117V116H104ZM103 117V118H104ZM107 117H108V115H107ZM110 117H112V115L110 116ZM116 117V116H115ZM123 116H121V118H122ZM137 117V116H136ZM144 117V116H143ZM147 117V116H146ZM190 117V116H189ZM192 117V116H191ZM208 117V116H207ZM210 117H212V116H210ZM236 117H235V120L237 121V119H236ZM257 117H259V116H257ZM1 118V117H0ZM3 118H5V116L3 117ZM12 118V117H11ZM11 118H9L11 121H12V119ZM30 119H31V117H29ZM62 118H64V115H63V117ZM67 118H69V116L67 117ZM71 118V117H70ZM94 118V117H93ZM99 118V117H98ZM106 118V117H105ZM104 118V119H105ZM109 118V117H108ZM118 118V117H117ZM123 118H126V116H124ZM122 118V119H123ZM132 118H133V115H132ZM140 118H141V116H140ZM139 118V119H140ZM145 118V117H144ZM180 118V117H179ZM181 118H182V116H181ZM223 118V117H222ZM231 118V117H230ZM247 118V117H246ZM249 118V117H248ZM251 118V117H250ZM253 118V117H252ZM251 118V119H252ZM260 118H262V117H260ZM6 119L8 120V118L6 117ZM113 119V118H112ZM130 119V121L132 120L131 118H129ZM147 119V118H146ZM176 119H177V117H174V119L172 120V121H170L171 123H172V125H173V128H175L174 126H177V127H180L179 126V124H180V122H178L179 120H177L176 121ZM184 119V118H183ZM186 119V118H185ZM190 119V118H189ZM194 118H192V120H193ZM208 119V118H207ZM216 119V118H215ZM219 119V118H218ZM221 119V118H220ZM251 119H250V121H251ZM257 119V118H256ZM1 120V119H0ZM15 120V119H14ZM59 120V119H58ZM65 120H66V118H65ZM109 120H110V118H109ZM108 120V121H109ZM117 120V119H116ZM187 120H188V117H187ZM191 119H190V122L192 121ZM217 120V119H216ZM226 120H230V119H226ZM231 120H232V118H231ZM253 120H255V119H253ZM260 119H258V121H259ZM263 120V119H262ZM3 121V120H2ZM34 121V120H33ZM40 121V120H39ZM60 121V120H59ZM63 121V120H62ZM94 121H96V122H99V125H98V123H97V125H95L93 122ZM108 121H104L106 124L107 123H109ZM135 121V120H134ZM134 121H132L133 123H134ZM138 121V120H137ZM176 121V122H175ZM183 121V120H182ZM184 121H186V120H184ZM195 121V120H194ZM214 121V120H213ZM255 121H257V120H255ZM258 121L257 122H255L256 124L258 123ZM7 122V121H6ZM95 122V123H96ZM117 122V121H116ZM121 122V123H120ZM119 122V124H125L126 123V120L125 121H120ZM187 122V121H186ZM189 122V123H190ZM202 122V121H201ZM204 122V121H203ZM201 123L202 125L203 124H205V122L204 123ZM220 122V121H219ZM232 122V121H231ZM238 122H240V120L238 121ZM237 122V123H238ZM9 123H10V121H9ZM31 123H32V119H31ZM30 123V124H31ZM43 123H44V121H43ZM114 123V122H113ZM118 123V122H117ZM127 123H128V119H127ZM136 123V122H135ZM171 123H170V125H171ZM195 123V122H194ZM211 123V122H210ZM236 123V122H235ZM12 124H13V121H12ZM92 124H94L93 126H95V128L92 126ZM100 124H101V126H100ZM104 124V123H103ZM112 124V123H111ZM115 124V126L112 128V125H111V128H112V130L113 129H115V127H116V129H117V127H118V124H116V123H114ZM132 124V123H131ZM137 124V123H136ZM174 124H177V125H174ZM191 124V123H190ZM196 124V123H195ZM200 124V125H201ZM213 124H218V123H213ZM212 124V125H213ZM234 124V123H233ZM232 124V125H233ZM244 124H246V123H244ZM243 124V125H244ZM251 124V123H250ZM260 124V123H259ZM5 125V124H4ZM14 125V124H13ZM13 125H10V126H12V129L14 128L13 127ZM37 125V126H36ZM49 127V128H47V126ZM88 125H91V127H93L91 130H88V128L87 129H85L86 127H88ZM117 125V126H116ZM128 125V124H127ZM133 125V124H132ZM139 125H141V124H139ZM143 125H145L144 124V122H143ZM182 125V124H181ZM184 125V124H183ZM186 125V124H185ZM199 125V126H200ZM210 125V124H209ZM209 125H207V126H209ZM223 125V124H222ZM240 125V124H239ZM238 125V126H239ZM254 125V124H253ZM3 126V125H2ZM7 126H9V125H7ZM26 126V125H25ZM51 126H52V128H51ZM78 126V127H77ZM100 126V127H99ZM106 126V125H105ZM110 126V125H109ZM122 126V125H121ZM131 126V125H130ZM138 126V125H137ZM142 126V125H141ZM140 126V127H141ZM146 126V125H145ZM148 126V125H147ZM187 126V125H186ZM185 126V127H186ZM194 126V125H193ZM221 126V125H220ZM234 126V125H233ZM1 127V126H0ZM4 127V126H3ZM20 129H19V128ZM125 127V126H124ZM136 127V126H135ZM182 127V126H181ZM197 127V126H196ZM202 128H206L205 126L203 127V126H201ZM216 127L217 126H215L214 128L216 129ZM232 127V126H231ZM240 127H243V126H240ZM254 127V126H253ZM8 128V127H7ZM7 128H5L4 129V131L7 129ZM10 128V127H9ZM24 128V127H23ZM47 128V129H46ZM119 128V127H118ZM127 128V127H126ZM138 128V127H137ZM143 128H144V126H143ZM208 128V127H207ZM209 128H210V126H209ZM208 128V129H209ZM218 128V127H217ZM222 128V127H221ZM17 129H14V130H17ZM24 129H26V128H24ZM79 129V130H78ZM90 129V128H89ZM105 128H103V130H104ZM115 129V130H116ZM129 129V128H128ZM127 129V130H128ZM131 129V128H130ZM140 129V128H139ZM150 129V128H149ZM176 129V128H175ZM182 129V128H181ZM208 129H206V130H208ZM212 129V128H211ZM219 129V128H218ZM222 129H225L224 127L222 128ZM236 128H234V130H235ZM3 130V129H2ZM10 130V129H9ZM78 130V131H77ZM96 130V134L93 132V131H95ZM107 130V129H106ZM115 130H113V131H115ZM120 131H121V129H119ZM133 130V129H132ZM131 130V131H132ZM135 130V129H134ZM141 130V129H140ZM139 130V131H140ZM142 130H144V129H142ZM141 130V131H142ZM161 130H163V129H161ZM160 130V131H161ZM178 130V128L176 129V131ZM187 130H189V129H187ZM192 130V129H191ZM204 130V129H203ZM217 130V129H216ZM220 130V129H219ZM218 130V131H219ZM244 130V129H243ZM248 130V129H247ZM246 130V131H247ZM8 131V130H7ZM12 132H13V130H11ZM10 131V132H11ZM100 131L102 132L101 134H98V132L100 133ZM129 131V130H128ZM127 131V132H128ZM146 131H148V130H146ZM155 131V130H154ZM154 131H152V132H154ZM158 131V130H157ZM156 131V132H157ZM166 131V130H165ZM179 131H180V128H179ZM209 131V130H208ZM213 131H214V129H213ZM221 131V130H220ZM225 131V130H224ZM231 131V130H230ZM3 132V131H2ZM1 132V133H2ZM9 132V134H11ZM14 132H16V131H14ZM23 132H20V133H23ZM94 133L93 134V138L95 139H93L92 138V140H94L93 142L94 143H92V140H91V143H89L88 141H85V139H84V137L86 138V137H88L89 135H90V139H91V133ZM106 132V131H105ZM107 132H108V130H107ZM106 132V133H107ZM112 132V131H111ZM119 132V131H118ZM125 132V131H124ZM137 132H138V129H137ZM149 133H150V131H148ZM163 132V131H162ZM174 132V131H173ZM182 132V131H181ZM194 132V131H193ZM192 132V133H193ZM231 132H233V130L231 131ZM242 132V131H241ZM256 132V131H255ZM5 133V132H4ZM6 133H8V132H6ZM130 133V132H129ZM132 133H136V132H132ZM139 133V132H138ZM142 133V132H141ZM140 133V134H141ZM164 133H166L165 134V136H168V135H170L172 132H168L169 134L167 135V132H164ZM164 133H158V134H163L162 136H164ZM175 133V132H174ZM191 133V132H190ZM205 133V132H204ZM211 133V132H210ZM214 133V132H213ZM212 133V134H213ZM235 133V132H234ZM117 134H119L120 136H123L124 137V139H127V140H129L130 138H131V136L132 135H130V137H129V134H123L122 133V131H121V133H117ZM117 134L115 133V135L116 136H114V133H113V137H116L117 138ZM131 134V133H130ZM194 134V133H193ZM211 134V135H212ZM225 134V133H224ZM239 134H240V130H239ZM1 135V134H0ZM82 135V136H81ZM103 135V134H102ZM118 135V136H119ZM134 135V134H133ZM136 135V134H135ZM142 135V134H141ZM144 135V134H143ZM149 135V134H148ZM154 135V134H153ZM178 135V134H177ZM202 135V134H201ZM214 135V134H213ZM212 135V136H213ZM216 135V134H215ZM235 135H237L236 133H235ZM241 135H243V133L241 134ZM247 135V134H246ZM4 136V135H3ZM11 136V135H10ZM119 136V138H121L122 139V137H120ZM152 136V135H151ZM156 136V135H155ZM165 136H164V138H165ZM173 137L175 136L176 137V134L175 135H172ZM172 136H169V137H166L167 138V141L168 140H170L169 142H171L172 140H174V139H172L171 140V138H172ZM189 136V135H188ZM190 136H192L191 134H190ZM197 136V135H196ZM199 136V135H198ZM209 136V135H208ZM227 137H229L228 135H226ZM226 136H224V137H226ZM233 137H234V135H232ZM240 136V135H239ZM243 136H245V135H243ZM249 136V135H248ZM81 137H83L82 139V141H81ZM101 137V136H100ZM103 137H104V135H103ZM103 137H102V139H103ZM106 137V136H105ZM104 137V138H105ZM142 137V136H141ZM150 137V136H149ZM202 137V136H201ZM204 137V136H203ZM206 137V136H205ZM209 137H211V136H209ZM217 137V136H216ZM231 137V136H230ZM229 137V138H230ZM257 137V136H256ZM7 138H10V137H7ZM89 138H87V139H89ZM97 138V137H96ZM107 138V137H106ZM115 138V139H116ZM151 138V137H150ZM169 138V139H168ZM177 138V137H176ZM213 138V137H212ZM241 138V137H240ZM243 138V137H242ZM101 139V140H102ZM108 139H111V138H108ZM108 139H106V140H108ZM114 139V138H113ZM123 139V140H124ZM155 139V137L153 138V140ZM158 139H160L159 137H158ZM157 138H156V140H158ZM178 139V138H177ZM204 139V138H203ZM217 139H219V138H217ZM221 139H223V138H220L219 140H221ZM234 139V138H233ZM247 139V138H246ZM104 140V139H103ZM120 140V139H119ZM131 140V142H132V140H133V138L132 139H130ZM129 140V141H130ZM138 140V139H137ZM136 140V141H137ZM152 140V139H151ZM166 139H161V141H162V144H164V146L162 145V144H160L159 143V141H158V143L160 144V146H161V148H163V147H169V148H171V149H169L168 150V152H167V154H172V156L174 157L175 155L177 156L178 154L181 156L182 154H183V157L184 156H186V155H188L186 152H191V151H189V150H191V147H190V145H189V143L188 144H184V143H179V141H178V143L177 142H175L176 141V139H175V141H173V142H175V143H173V142H171V143H163V141H165ZM179 140V139H178ZM229 140V139H228ZM235 140V139H234ZM248 140V139H247ZM96 141V142H95ZM111 141V140H110ZM116 141H117V139H116ZM122 141V140H121ZM134 141H135V139H134ZM155 141V140H154ZM200 141V140H199ZM215 141V140H214ZM223 141H225V139H223ZM223 141H222V143H223ZM241 141V140H240ZM240 141H237V142H240ZM242 141H245V137H244V140L242 139ZM1 142V141H0ZM86 142V143H85ZM88 142V143H87ZM101 142V141H100ZM107 142V141H106ZM123 142V141H122ZM130 142V143H131ZM157 142V141H156ZM155 142V143H156ZM166 142V141H165ZM181 142V141H180ZM184 142H186V139H185V141ZM188 142V141H187ZM208 142V141H207ZM230 142V141H229ZM232 142V141H231ZM246 142V141H245ZM254 142V141H253ZM260 142V141H259ZM247 143V142H246ZM124 144V143H123ZM125 144H127V143H125ZM133 144H136V145H138L137 146V148H136V150L137 149H139L140 148V150L142 151L144 148L146 149V143L145 144H143L142 142L141 143H133ZM158 144V145H159ZM204 144V143H203ZM208 144V143H207ZM131 145H132V143H131ZM148 145V144H147ZM173 145H174V147H173ZM189 145V146H188ZM228 145V144H227ZM133 146H135V145H133ZM148 146H150V145H148ZM157 146V145H156ZM156 146H154V147H156ZM195 146V145H194ZM209 146V145H208ZM130 148H133V147H131V146H129ZM139 147V148H138ZM153 146H151V148H152ZM153 147V148H154ZM183 147V148H182ZM188 147H190V148H188ZM228 147V146H227ZM126 148V149H125ZM160 147H158V149H159ZM172 148H174V151L172 150ZM186 148H188V149H186ZM134 149V148H133ZM157 149V150H158ZM193 149V148H192ZM196 149V148H195ZM224 149V148H223ZM127 151V153H126V151ZM139 150V151H140ZM149 150V149H148ZM147 149H146V151H148ZM156 150V151H157ZM164 150V149H163ZM167 150V149H166ZM188 150V151H187ZM197 150V149H196ZM226 150V149H225ZM229 150V149H228ZM101 151V152H100ZM130 151V153H128ZM141 151H140V153H141ZM151 151H153V150H151ZM151 151H149V152H151ZM161 151H162V149H161ZM201 151V150H200ZM199 151V152H200ZM217 151V150H216ZM227 151V150H226ZM154 152V151H153ZM178 152V153H177ZM181 154H180V153ZM194 152H196V151H194ZM202 153H204V151H201ZM222 152V151H221ZM139 153V152H138ZM158 153H161L160 152V149H159V152ZM164 152H162V154H163ZM177 153V154H176ZM191 153H193V151L191 152ZM197 153V152H196ZM207 153V152H206ZM146 154V153H145ZM148 154V153H147ZM165 154V156H166V153H164ZM201 154V153H200ZM205 154V153H204ZM212 154V153H211ZM89 155V156H88ZM90 155H91V157H93V155L95 156V155H97L98 156V160L96 159V162L90 157ZM135 155V156H134ZM209 155H210V153H209ZM208 155V156H209ZM212 155H214V154H212ZM87 156L89 157V158H87ZM96 156V157H97ZM142 156V155H141ZM144 156V155H143ZM163 156V155H162ZM201 156V155H200ZM199 156V157H200ZM207 156V157H208ZM211 156V155H210ZM168 157V159L170 158L169 156H167ZM166 157V158H167ZM182 157V158H183ZM188 156H186V158H187ZM193 157V156H192ZM195 157V156H194ZM197 158H198V156H196ZM202 157L204 158V156H203V154H202ZM201 157V158H202ZM205 157H206V155H205ZM206 157V158H207ZM214 157V156H213ZM212 157V158H213ZM235 157V156H234ZM113 159L112 161L114 162V163H116L115 164V166H109L110 164H111V160H109V159ZM165 158V159H166ZM172 158V157H171ZM179 158V157H178ZM181 158V157H180ZM185 158V157H184ZM190 158V157H189ZM189 158H187L186 160L187 161H189L188 159ZM202 158V159H203ZM222 158V157H221ZM220 158V159H221ZM232 158V157H231ZM86 159H88V161L90 160V159H92V164L95 166V164L93 163V162H95L96 163V167H98V165H99V167L97 168V170L96 171H94V170H89V168H91V167H93L92 166V164H90V166L88 167L87 165L89 164H87V163H85L87 160ZM104 159H106V160H104ZM168 159H167V161H168ZM199 159V158H198ZM207 159H209V158H207ZM206 159V160H207ZM211 159V158H210ZM214 159H215V157H214ZM86 160V161H85ZM109 160V161H108ZM174 160V159H173ZM176 160V159H175ZM184 160V159H183ZM192 160H194V159H192ZM195 160H197V159H195ZM235 160V159H234ZM162 161V160H161ZM165 161V160H164ZM166 161V162H167ZM187 161H183L185 164H189L190 162H192V161H190L189 163H187ZM207 161H209V160H207ZM211 161H214L215 162V160H212L211 159ZM219 161H221V160H219ZM90 163H91V161H89ZM107 162V163H106ZM110 164H109V163ZM146 162V161H145ZM176 162H178L179 163V160H177V161H175V163ZM182 162V163H183ZM216 162H218V159L216 160ZM222 162H224V159L222 160ZM226 163L228 162V161H225ZM235 162V161H234ZM237 162V161H236ZM171 163V162H170ZM169 163V164H170ZM172 163H173V161H172ZM195 163V162H194ZM207 163V162H206ZM208 163H210V161L208 162ZM87 164V165H86ZM113 164V163H112ZM168 164V165H169ZM191 164V163H190ZM189 164V165H190ZM215 164V163H214ZM213 164V162H212V164L210 163V165H214ZM227 164H231V162H229V163H227ZM237 164V163H236ZM114 165V164H113ZM159 165H161L160 163H159ZM166 166H167V164H165ZM173 165V164H172ZM196 165V164H195ZM202 165V164H201ZM216 165H220V162H219V164L218 163H216L215 164V167H216ZM225 165V164H224ZM171 166V165H170ZM175 166V165H174ZM176 166H177V164H176ZM193 166H194V164H193ZM208 167H209V165H207ZM221 167L223 166L222 164L220 165ZM230 166H232V165H230ZM88 167V168H87ZM123 167V168H122ZM126 167H129V170H128V168L126 169ZM179 166H177L176 168H178ZM188 168H191V167H189V166H187ZM199 167H201L200 165H199ZM211 167V166H210ZM221 167H216V168H219L218 170L220 171V168ZM70 168H73V170H71ZM94 168V167H93ZM93 168H91V169H93ZM130 168L132 169V170H134L135 171V175H134V177H136V178H134L133 177V173H134V171H132V172H128V171H130ZM166 168H168V167H166ZM165 167H164V169H166ZM198 168V167H197ZM204 168V167H203ZM224 168V167H223ZM223 168H221V170L223 169ZM225 168H227L226 167V165H225ZM234 168V167H233ZM232 167H231V169H233ZM59 169L60 170H63L64 171V173H66V174H63V175H66V178L70 181L69 183L68 182H66L65 184H63V185H61L62 187H63V195L61 194V195H58V193H57V189H59L61 186H59L60 185V183L62 182V180H61V182L59 183V185L57 186V184H58V182L56 183V180H55V185L54 186H52L51 187V185H50V183L51 184H53L52 183V181H51V179L53 178L52 177V175L54 174L55 175V173L56 172H58L59 171ZM88 169V171L90 172H92V171H94V172H92L95 176H93V174H91V172L89 173V172H87L86 170ZM126 169V171H124ZM193 169V168H192ZM204 169H206V167L204 168ZM228 169V168H227ZM227 169H223V170H225L223 173L225 174V172H226V170ZM230 169V168H229ZM236 168H234L233 170H235ZM251 169H252V167H251ZM254 169L256 170V168H255V166H254ZM253 169V170H254ZM261 169H263V168H261ZM58 170V171H57ZM136 170L138 171V173L136 172ZM189 170V169H188ZM187 170V171H188ZM198 170V169H197ZM200 170H201V168H200ZM207 170H210L209 168L207 169ZM222 170V171H223ZM257 170L259 171V169L257 168ZM192 171V170H191ZM204 171V170H203ZM202 171V172H203ZM230 172L232 171V170H229ZM252 171V170H251ZM264 171V170H263ZM60 172V171H59ZM199 172V171H198ZM228 172V171H227ZM240 172H245V171H241L240 170ZM61 173H63V172H61ZM86 173H89V174H86ZM109 173V174H108ZM142 173H140V175H143ZM205 173H209V171L208 172H206L205 171ZM215 173H217V172H215ZM223 173H221V175L223 176ZM238 175H240V173H238V172H236ZM236 173L234 174V175H236ZM248 173V172H247ZM250 173V172H249ZM249 173L247 174V175H249ZM255 173V172H254ZM258 173H260V171L258 172ZM264 173V172H263ZM98 174H102L101 176L100 175H98ZM112 174H110L109 176H111ZM197 174V173H196ZM202 174V173H201ZM200 174V175H201ZM212 174V173H211ZM245 174V173H244ZM244 174H242V175H240L241 177L244 175ZM53 175V176H54ZM60 175H62V174H60ZM62 175V176H63ZM88 175V176H87ZM89 175H92V176H90L89 177ZM106 175V176H107ZM207 175V174H206ZM210 175V174H209ZM213 175V174H212ZM217 176H218V173L216 174ZM220 175V174H219ZM228 175V174H227ZM237 175V176H238ZM250 175H252V174H250ZM254 175H256V173L254 174ZM262 175V176H261ZM261 175H259V176H261V178L262 179H264V177H263V175L264 174H261ZM105 176V177H106ZM113 176V175H112ZM203 176V174L201 175V177ZM205 176V175H204ZM203 176V177H204ZM214 176H215V174H214ZM217 176H215V177H217ZM229 177H230V175H228ZM233 176V175H232ZM237 176H235V177H237ZM56 177V176H55ZM65 176H63V178H64ZM200 177V176H199ZM206 178H207V176H205ZM211 177V176H210ZM219 177V176H218ZM224 177H227V176H224ZM228 177V178H229ZM241 177H240V179H241ZM245 177H246V175H245ZM255 177H257V176H255ZM57 178V177H56ZM110 178V177H109ZM109 178H107V179H109ZM180 178V179H179ZM233 178V177H232ZM239 178V177H238ZM247 178H249L248 176H247ZM253 178V177H252ZM258 178V177H257ZM59 179V178H58ZM62 179V178H61ZM100 179V178H99ZM104 179V178H103ZM113 179V178H112ZM112 179H110V180H112ZM203 179V178H202ZM210 179V178H209ZM219 179V178H218ZM233 179H235V178H233ZM232 179V180H233ZM245 179V178H244ZM244 179H243V181H244ZM260 180V181H263V180ZM106 180V179H105ZM181 180H183L181 183L180 182H178V181H181ZM214 180H216V179H214ZM222 180V179H221ZM224 180V179H223ZM238 180V179H237ZM246 180V179H245ZM248 180V179H247ZM247 180H246V182H247ZM253 180H254V178H253ZM259 180V179H258ZM65 181V180H64ZM95 181V182H94ZM99 181V180H98ZM156 181V182H155ZM157 181H160V185H159V187L157 186V185H153V183L154 184H157ZM206 181V182H205ZM219 181V180H218ZM217 181V182H218ZM228 181V180H227ZM229 181H230V179H229ZM242 181V180H241ZM240 181V182H241ZM259 181V182H260ZM54 182V181H53ZM103 182V181H102ZM152 182V184L150 185V183ZM186 182H187V184H186ZM216 182V183H217ZM258 182V181H257ZM258 182V183H259ZM106 183V182H105ZM149 183V184H148ZM176 183H179V185H176ZM210 183H212V184H210ZM219 183H221V181L219 182ZM222 183H225V181H222ZM232 183V182H231ZM247 183H249V181L247 182ZM252 183V182H251ZM262 183V182H261ZM68 184H71L72 186L74 185V187L72 188L71 186V189L72 190H69V185ZM112 184V183H111ZM148 184V185H147ZM229 184V183H228ZM254 184V183H253ZM256 184V183H255ZM66 185H68L67 186V188H66ZM113 185V184H112ZM223 185V184H222ZM226 185V184H225ZM236 185V184H235ZM243 185H244V183H243ZM242 185V186H243ZM246 185V184H245ZM243 186V188L244 187H247V186ZM249 185H251V186H253L252 184H249ZM58 187V188H55V187ZM89 186H90V189H89ZM98 186H100V184L98 185L97 184V187ZM103 186H104V184H103ZM107 186V185H106ZM145 186V187H144ZM181 186V187H182ZM215 186V187H214ZM217 186V187H216ZM237 186H239V188L241 189L242 188V186L240 187V185H237ZM236 186V187H237ZM256 186V185H255ZM253 187V188H256V187ZM55 188V189H52V188ZM96 187V188H97ZM100 187H102V186H100ZM134 187V186H133ZM178 187V188H177ZM227 187V186H226ZM229 187H230V185H229ZM250 187V186H249ZM45 188H47V189H45ZM87 188L89 189L88 191H87ZM95 188V189H96ZM105 186H104V188H101V189H104L105 190ZM161 188H162V190H161ZM171 188H173V189H171ZM187 188H189V186H187L186 187V189H183V188H181V190H187ZM216 188V189H215ZM234 188V187H233ZM238 188V187H237ZM238 188V189H239ZM253 188L251 187V190H253ZM258 188V187H257ZM95 189L93 190V191H95ZM98 190H99V188H97ZM96 189V190H97ZM100 189V190H101ZM119 189V190H120ZM128 189V188H127ZM132 189V188H131ZM130 189V190H131ZM135 189V188H134ZM189 189H191V187L189 188ZM237 189V190H238ZM248 189V187L246 188V190ZM48 190V191H47ZM61 190V191H62ZM103 190V191H104ZM106 190L104 191V192H106ZM112 190V189H111ZM129 190V189H128ZM152 190H150V192L152 191ZM163 191V193L161 192V191ZM175 190H173L175 193L176 192H178V191H180V190H178V191H175ZM249 190V189H248ZM260 190V189H259ZM263 190V189H262ZM51 191H53V192H51ZM61 191H60V193H61ZM93 191L91 192V193H93ZM110 191V190H109ZM108 191V192H109ZM114 191H115V189H114ZM121 191H122V189H121ZM232 191V190H231ZM258 191V190H257ZM264 191V190H263ZM19 192V194H20V196L21 197H18V198H15L18 194L17 193ZM87 192V193H86ZM111 192V191H110ZM123 192V191H122ZM157 192H161L160 194H162V196H160V195H158L159 193H157ZM183 192H185V191H183ZM183 192H180V193H177V195L178 194H182ZM200 192V191H199ZM206 192H203V193H205L206 194ZM239 192V191H238ZM250 192V191H249ZM253 192H255L256 193V191H253ZM15 193L17 194L16 196H15ZM56 193H57V195L58 196H62V197H56ZM59 193V194H60ZM107 193V192H106ZM125 193V192H124ZM128 193V192H127ZM126 193V194H127ZM143 193V192H142ZM155 193H157V195L158 196H156L155 197ZM175 193H171V195L172 194H175ZM187 193V192H186ZM185 193V194H186ZM237 193V192H236ZM243 193V192H242ZM94 194H95V192H94ZM116 194H118V193H116ZM136 194H139V195H141V192H133L132 193V197L130 198L129 197V195H128V197L130 198H123V200H122V202L121 203H119V208H121L122 210L123 209H125V208H128L129 206H131V202H133V200H136V197H137V195ZM163 194L165 195V196H163ZM190 194V193H189ZM200 194V193H199ZM199 194H197V197H198V199H196V201L195 202H197V200H201L200 202H206V200L204 201V198H203V196L204 195H202L201 196V198H199L200 197V195ZM231 194V195H230ZM245 194V193H244ZM257 194V193H256ZM130 195H131V192H130ZM177 195L175 194V196L174 197H177ZM199 195V196H198ZM229 195V197L231 196V198H229L228 200H227V196ZM234 195H236V194H234ZM242 195V194H241ZM241 195H239V197L238 198H236L237 200H239V202L241 203V204H244V206L245 205H247L248 206V203H249V201H251L252 199H251V197H250V200L248 199V197H243L242 198V196ZM251 195H253V194H250V196ZM116 196V195H115ZM121 196V195H120ZM173 196V195H172ZM188 195H186V197H187ZM196 196V195H195ZM195 196H191L192 198L193 197H195ZM204 196V197H205ZM246 196V195H245ZM247 196H248V194H247ZM254 197H255V195H253ZM263 196H264V194H263ZM111 197V196H110ZM124 197H126V196H124ZM135 197V199H133ZM140 197V196H139ZM155 197V198H154ZM171 197V196H170ZM181 197L182 198H185V196H184V193H183V196L181 195L180 196V199H181ZM190 197V196H189ZM222 197H221V199H222ZM237 197V196H236ZM258 197V196H257ZM262 197V196H261ZM5 198L7 199H9V201H5ZM33 198H36L35 200L33 199ZM60 198V199H59ZM92 198V197H91ZM99 198V197H98ZM120 198V197H119ZM138 198V197H137ZM150 198V199H149ZM164 198H162V200H164V202H165V199ZM173 198V197H172ZM211 198H214L215 199V201H214V203L212 202L214 199H211ZM258 198H260V197H258ZM88 199L90 200L89 202H88ZM118 198H116L115 200H117ZM170 199V198H169ZM178 199V198H177ZM188 199V201L187 200H184V201H186L187 203L189 202V200H192V199H189V198H187ZM203 199V200H202ZM217 199H219L218 201H217V203L220 201H222V200H220V197H217ZM120 200H121V198H120ZM150 200V201H151ZM159 200H161V198L159 199ZM166 200H168V199H166ZM176 200V198L174 199V201ZM209 200H207V201H209ZM234 200V199H233ZM237 200H235V201H237ZM260 200H262V201H259V200H257V198H256V201L257 202H255V203H253L252 204V202H250L251 204H249V206H252L253 208V210H254V207L255 206H257V207H261L262 209H259L258 211H261V210H263V212H264V208H263V206H262V204H264V202H263V197H262V199H260ZM5 203H4V202ZM97 201H99V199L97 200ZM110 201V200H109ZM147 201V202H148ZM156 201H158V200H156ZM173 201V200H172ZM177 201V200H176ZM193 201V202H194ZM198 201V202H199ZM233 202L234 204L236 203V202ZM248 203H247V202ZM259 201V202H258ZM88 202V203H87ZM144 202H146V201H144ZM152 202V201H151ZM150 202V203H151ZM154 202H155V200L153 201V204H154ZM162 202V201H161ZM169 202H171V201H169ZM194 202V203H195ZM203 202L202 203H199V204H201V205H199L198 203H197V205H199V207L200 206H202V208H204L205 206H207V205H205V204H208V202L207 203H205V204H203ZM244 202H246V203H244ZM263 202V203H262ZM4 203V204H3ZM94 203V201L92 202V204ZM98 203V202H97ZM149 203V202H148ZM157 203V205H158V202H156ZM160 203V202H159ZM172 204L174 203L175 204V202H171ZM177 203H179V202H177ZM239 203V204H240ZM259 203V204H258ZM260 203H262V204H260ZM3 204V205H2ZM54 204H57L58 206H61L60 208H62V209H60L61 211H62V217L60 218V219H58L57 218V220L55 219V217H56V212H57V205H56V208L57 209H55V206H52L53 207V209H55V210H51L50 211V209L52 208V207H50V209H49V213L50 212H54L53 214H49L48 213V215H46L47 216V218L46 217H44V218H46L47 220H48V216L49 215H52V216H55L54 217V220H52V219H50V220H52V221H50V222H47L45 219V221H42V218H39V217H41L43 214L41 213V212H43L42 211V209H44V208H46V210L48 209V207L49 206H51V205H54ZM118 205V203H116L115 202V204L113 203L112 205ZM133 204V203H132ZM145 204V203H144ZM152 204V205H153ZM162 204V203H161ZM167 204V203H166ZM165 203H164V206L166 205ZM174 204H173V206H174ZM204 205V207H203V205ZM210 204H208V205H210ZM233 204V205H234ZM240 204V205H241ZM88 205H91V204H88ZM98 205L101 207V208H99L98 207ZM116 205V206H117ZM151 205V206H152ZM171 205V204H170ZM179 205H180V203H179ZM197 205H195L194 204V206L195 207H197ZM222 205H225L224 204V202H223V204ZM232 205V207H234ZM236 205H237V203H236ZM239 205V206H240ZM2 206V207H1ZM111 205H109V207H110ZM115 206V207H116ZM142 207H144V205L142 204L141 205ZM153 206H155V205H153ZM161 206H163V204L161 205ZM173 206H172V208H173ZM182 206V205H181ZM184 206V205H183ZM194 206H192V207H194ZM211 207L213 206V205H210ZM210 206H208V207H210ZM220 206V205H219ZM242 206V205H241ZM248 206V207H249ZM97 207V208H96ZM160 207V206H159ZM170 206H168L167 208H169ZM177 207V206H176ZM180 206H178L177 208H179ZM185 208H186V206H184ZM194 207V208H195ZM210 207V209H212ZM216 207H218V205L216 206ZM223 207V206H222ZM225 207V206H224ZM238 207V206H237ZM91 208H92V205H91ZM114 208V207H113ZM118 208V207H117ZM119 208L118 209H113V211L115 210L116 212H118L119 211ZM141 208V207H140ZM163 208V207H162ZM167 208H165V210H167ZM171 208V207H170ZM169 208V209H170ZM181 208V207H180ZM187 208H189V209H191L190 208V206H188ZM201 208V207H200ZM220 208V207H219ZM238 208H240V207H238ZM237 208V210H239ZM97 209V210H96ZM100 209V210H99ZM129 209V208H128ZM128 209H126V212H127V214L129 213H131L130 211L128 212L127 210ZM131 209V208H130ZM147 209H149V208H147ZM152 209V211L154 210L153 208H151ZM189 209H187V210H189ZM193 209V208H192ZM208 209V208H207ZM225 209H227V208H222V210H225ZM230 209V208H229ZM228 209V210H229ZM234 209V208H233ZM243 209H245L246 210V206H245V208H243ZM249 209V208H248ZM247 209V210H248ZM252 209H251V212H252ZM258 209V208H257ZM105 210V211H104ZM118 210V211H117ZM121 210V211H122ZM165 210H163V211H165ZM198 210V209H197ZM205 210V209H204ZM218 210V209H217ZM220 210V209H219ZM218 210V211H219ZM228 210L225 212V214L226 215H228L227 214V212H228ZM236 210V211H237ZM242 210V209H241ZM246 210V211H247ZM250 210V209H249ZM256 210V209H255ZM59 211V210H58ZM110 211H111V209H110ZM150 211V210H149ZM148 211V212H149ZM174 211V212H175ZM183 211H184V208H183ZM185 211H186V209H185ZM201 211H202V209H200V213H201ZM212 211V210H211ZM215 211H216V209L214 210V213H215ZM221 211V210H220ZM235 211V210H234ZM235 211V212H236ZM240 211V210H239ZM246 211L244 212V213H246ZM257 211V210H256ZM22 212H23V214H22ZM48 212V211H47ZM90 212H91V210H90ZM166 212H168V211H166ZM190 212V211H189ZM193 212H194V210H193ZM193 212H191V213H193ZM210 212V211H209ZM208 212V213H209ZM233 212V211H232ZM238 212V211H237ZM242 212V211H241ZM254 212V211H253ZM38 213V214H37ZM40 213L42 214V215H40ZM46 213V212H45ZM44 213V214H45ZM150 213V212H149ZM153 213V212H152ZM197 213V212H196ZM222 213H224V211L222 212ZM230 213V212H229ZM243 213V212H242ZM249 213V212H248ZM258 213V212H257ZM260 213V212H259ZM120 214V213H119ZM153 214H156V213H153ZM166 214V213H165ZM184 213H182V216H184L183 215ZM186 214H188L187 212H186ZM186 214H185V216H186ZM190 214V213H189ZM188 214V215H189ZM201 214H203V215H205V211L203 212V213H201ZM201 214H199V216L201 215ZM211 214H212V212H211ZM210 214V215H211ZM217 214V213H216ZM220 214V213H219ZM235 213H233V215H234ZM238 214H241L240 212L238 213ZM252 214V213H251ZM261 214H262V211H261ZM61 216V213L59 212V214H58V216ZM88 215H90V216H88ZM99 215H101L100 217H99V219H97V220H100V223L98 222L97 224L100 226H98L99 228H101V230L100 231H104V232H106V233H109V235H104V233L103 234H100V236H96V237H98L99 239L97 240L96 238H94V239H96L95 241H94V243H91V242H93V241H91V242H89V239L88 240H86V239H84V237L82 236V235H87L86 234V232L84 231V230H86V231H88V233L89 232H91L92 233V235L94 236V234L95 233H93V232H95V231H93V229L97 226V225H95V223H96V218L99 216ZM106 215V214H105ZM145 215V214H144ZM147 215H148V213H147ZM147 215H145V216H147ZM149 215H151V214H149ZM188 215L186 216V218L188 217ZM191 215V214H190ZM194 215H198V214H193V217H194ZM207 215V214H206ZM225 215V216H226ZM260 215V214H259ZM263 215H264V213L262 214V219H263ZM57 216V217H58ZM59 216V217H60ZM104 216V215H103ZM126 216H128V215H126ZM155 216V215H154ZM157 216V215H156ZM159 216V215H158ZM207 216H209V215H207ZM212 216V215H211ZM217 216H220V215H217ZM224 216V215H223ZM222 216V217H223ZM242 216V215H241ZM244 216V215H243ZM242 216V217H243ZM247 216V215H246ZM255 216V215H254ZM257 216H258V214H257ZM256 216V217H257ZM43 217V216H42ZM86 217V218H85ZM124 217V216H123ZM148 217V216H147ZM164 217H165V215H164ZM192 217V216H191ZM201 217H203V216H201ZM201 217H199L200 219H201ZM213 217V216H212ZM227 218H228V216H226ZM230 217H232V216H230ZM235 217V216H234ZM233 217V218H234ZM237 217V216H236ZM249 217V216H248ZM251 217H253V214H252V216ZM251 217H249L250 219H252ZM258 217H261V216H258ZM257 217V218H258ZM85 218V219H84ZM150 218V217H149ZM153 219H154V217H152ZM195 218V217H194ZM198 218V220H200ZM205 218V217H204ZM203 218V219H204ZM208 218V217H207ZM206 218V219H207ZM210 218V217H209ZM215 218H216V215H215ZM244 218H245V216H244ZM105 219H103V222H107V221H104ZM110 219V220H109ZM115 219V218H114ZM121 219V218H120ZM164 219V218H163ZM162 219V220H163ZM188 219V218H187ZM186 219V220H187ZM203 219H202V221H203ZM230 219H232V218H230ZM235 219H238V218H235ZM261 218H259L258 220H260ZM73 220H77L78 222H80L81 223V221H84L82 224H83V226L84 227H82L81 226V228H84V230H82V229H80V226H79V223L77 222V223H75V221L73 222ZM129 220V219H128ZM132 220H135V219H133L132 218ZM159 220V219H158ZM185 220V221H186ZM192 220V219H191ZM214 219H212V221H213ZM244 221V219H241V221ZM248 220V219H247ZM257 219H255V220H253V221H256ZM264 220V219H263ZM49 221V220H48ZM116 221V220H115ZM156 221V220H155ZM201 220L199 221V223H200V225H201V222H202ZM210 221V220H209ZM211 221V222H212ZM232 221H233V219H232ZM240 221V222H241ZM250 221V220H249ZM75 223V225L76 224H78L77 226H76V229H77V231H79L80 230V232H82V231H84L83 233H82V237L81 238H79L78 237V239H82L81 240V242L82 243H79L78 241V247L76 248L75 247V245H76V241H74L73 242V239H74V236L76 237L77 235L75 234V235H73V233L72 232H74V231H71V232H67L66 233V231H64V227L66 226V227H68V224H69V226H70V224L71 223ZM112 222V221H111ZM113 222H114V220H113ZM131 222V221H130ZM193 222V221H192ZM206 222V221H205ZM217 222H218V220H217ZM224 222V221H223ZM222 222V223H223ZM238 222V221H237ZM239 222V223H240ZM245 222V221H244ZM120 223V222H119ZM129 223V222H128ZM153 223H154V221H153ZM175 223V224H174ZM196 223V222H195ZM203 223V222H202ZM207 223V222H206ZM206 223H204V225L206 224ZM214 223V222H213ZM213 223H212V225H213ZM226 223H228V221H227V219H226ZM248 223V222H247ZM112 224V223H111ZM160 223H158V225H159ZM179 224H182L181 226H179ZM218 224V223H217ZM220 224V223H219ZM224 225H225V223H223ZM244 224H246V223H243V225ZM74 225V226H75ZM95 225V227H93ZM102 225V224H101ZM173 225L171 226L172 227V229H173ZM191 225H190V227H191ZM197 224H194V226H196ZM199 225V224H198ZM199 225V226H200ZM203 225V226H204ZM241 225H242V223H241ZM260 225H263L264 226V222L261 224V222H260ZM79 226V227H78ZM153 226V225H152ZM262 226V227H263ZM72 227V226H71ZM71 227L69 228V230L71 229ZM98 227H97V229H98ZM110 227V226H109ZM132 227V226H131ZM154 227V226H153ZM152 227V228H153ZM159 227V226H158ZM170 227V228H171ZM200 227H202V226H200ZM206 227V226H205ZM222 227H224V226H222ZM238 227V226H237ZM253 227V226H252ZM255 227V226H254ZM73 228V230H74V228L75 227H72ZM104 228V230H102ZM169 228V229H170ZM196 228V227H195ZM208 228H209V226H208ZM248 228H250V227H248ZM259 228H261V227H259ZM259 228H257L258 229V231H259ZM22 229H25V231L24 232H19L20 230H22ZM107 229V231H105ZM161 229V228H160ZM178 229V228H177ZM177 229L175 230V231H177ZM189 230H190V228H188ZM206 230H207V228H205ZM210 229H212V228H210ZM209 229V230H210ZM222 229V228H221ZM221 229H219V230H221ZM224 229V228H223ZM223 229H222V231H223ZM264 229V228H263ZM65 230H67V229H65ZM96 230V229H95ZM162 230V229H161ZM189 230H187V232H189ZM225 230V229H224ZM226 230H227V228H226ZM254 230V229H253ZM252 230V231H253ZM77 231H76V233H77ZM93 231V232H92ZM98 230H96V232H97ZM120 231V230H119ZM119 231H117V232H119ZM171 231V232H172ZM217 231V230H216ZM235 231V230H234ZM247 231H249V230H247ZM112 232V233H111ZM147 232H149L148 230H147ZM210 232H212V231H210ZM233 232V231H232ZM237 232H238V230H237ZM253 232H255V231H253ZM70 233H72V235L70 234ZM79 233V232H78ZM100 233V232H99ZM151 233V232H150ZM150 233H149V235L148 236H151L150 235ZM175 233L177 234V235H175ZM219 233V232H218ZM224 233V232H223ZM228 233V232H227ZM239 233H241V232H239ZM239 233H238V235H239ZM242 233H243V231H242ZM246 233V232H245ZM244 233V234H245ZM258 233V232H257ZM259 233H261V232H259ZM258 233V234H259ZM263 233V232H262ZM261 233V234H262ZM64 234H67V235H69L70 234V237L71 238H69L68 237V239L69 240H72V242H70L68 239H67V237H66V239H67V241H69L71 244H69V243H67L68 244V246H64V244H62L61 245V243H60V245L59 246H55V243H57V242H59V240L57 241V239H59V238H61V237H63V235ZM98 233H96L95 235H97ZM151 234H153V233H151ZM158 234H161V232L160 233H158ZM157 233H156V235H158ZM163 234V235H164ZM169 234V235H168ZM173 234V233H172ZM220 234V233H219ZM233 234V233H232ZM247 234V233H246ZM250 234V233H249ZM254 234V233H253ZM258 234H256V235H258ZM137 235V234H136ZM147 235V234H146ZM155 235V234H154ZM154 235H152V236H154ZM163 235H159V236H163ZM206 235H208V234H206ZM212 235H213V233H212ZM218 235V234H217ZM231 236V233L230 234H228V236ZM237 235V234H236ZM237 235V236H238ZM264 235V234H263ZM66 236V235H65ZM65 236H64V238H65ZM93 236H91L90 238H93ZM107 236H109V237H107ZM139 236H141V235H139ZM139 236H138V238H139ZM168 236H170V237H168ZM198 236H200L199 238H201L200 240H199V238H197ZM203 236H205V234L203 233ZM219 236V235H218ZM217 236V237H218ZM222 236V235H221ZM221 236H220V238H221ZM225 236V240L223 239V237L221 238V240L223 239L224 241L223 242H225V241H230V240H227L226 238H227V236L226 235H224ZM233 236H235V235H233ZM237 236L234 238V239H236L237 238ZM242 236V235H241ZM240 236V237H241ZM246 236V235H245ZM252 236H254V235H252ZM262 236V235H261ZM73 237V238H72ZM157 236H155V238H156ZM213 238H214V236H212ZM217 237H216V239H217ZM260 237V236H259ZM264 237V236H263ZM85 238H89V237H86L85 236ZM137 238V239H138ZM160 238V237H159ZM167 238H169V239H167ZM231 238H232V236H231ZM242 238H244V237H242ZM248 238V237H247ZM247 238H245V239H247ZM252 238V237H251ZM258 238V237H257ZM262 238V237H261ZM260 238V240H262ZM77 239V240H78ZM149 239H150V237H149ZM154 239V238H153ZM162 239V240H163ZM165 239H167V240H165ZM195 239L197 240V242H199L198 244H197V242L195 241ZM206 240H208L207 238H205ZM230 239V238H229ZM249 239V238H248ZM254 239H255V237H254ZM0 240H1V238H0ZM62 240V239H61ZM74 240H76V238L74 239ZM103 240V243H105V241L107 240L108 242L107 243H109V240L111 241L108 245H106V246H102L101 244H100V242ZM139 240H141V239H139ZM138 240V242H140ZM151 240V239H150ZM169 240V241H168ZM204 240V239H203ZM206 240H204V241H206ZM213 240H215V239H212L211 240V242L212 243H210V241H209V244H208V246L209 245H211L212 244V247L213 246H215V247H213L212 249H214L215 248V250L213 251V253L214 252H217L216 251V249H217V247L219 248V246L220 247H222V246H224V245H222V243H221V245L219 244V246H217L216 247V245L215 244H217L216 242L218 241V239L217 240H215V241H213ZM240 240V239H239ZM238 240V241H239ZM243 240V239H242ZM57 241V242H56ZM64 241H65V239H64ZM241 241V240H240ZM244 241V240H243ZM246 241V243H247V240H245ZM262 241H264V239L262 240ZM151 242V241H150ZM164 242V243H163ZM166 242V243H165ZM213 242H215V244H213ZM220 242V241H219ZM218 242V243H219ZM233 242H235V241H233ZM232 242V243H233ZM249 242V241H248ZM250 242H251V240H250ZM254 242V241H253ZM257 241L255 240V244H258V243H256ZM261 242V241H260ZM259 242V243H260ZM53 243H54V245H53ZM62 243H66V241L65 242H62ZM74 243H75V245H74ZM102 243V244H103ZM106 243V244H107ZM149 243V242H148ZM148 243H146V244H148ZM196 243V244H195ZM203 243H205V242H203ZM231 243V242H230ZM231 243V244H232ZM238 243V242H237ZM241 242H239V244H240ZM264 243V242H263ZM139 244V243H138ZM162 244H164V245H162ZM226 244V243H225ZM228 244H229V242H228ZM231 244L229 245V246H231ZM236 244V243H235ZM244 243H242V245H243ZM249 244V243H248ZM254 244V245H255ZM162 245V246H161ZM207 245V244H206ZM218 245V244H217ZM227 245V244H226ZM234 245V244H233ZM238 245V244H237ZM237 245H235V246H233L232 248L230 247V248H228V249H232V250H230L231 252L230 253H225V252H229V251H227L228 249H226L225 250V252H221L220 251V253H222V254H225V255H221V256H219L218 255V258H220V262L218 261V263H217V261L216 260H218V259H216L215 261H216V263H214L213 262V260H210V261H212V263L213 264H228L229 262H228V260H229V257H230V261H232L231 260V258L233 257H231V255H234V253L235 252H237V251H239L240 249H239V247L237 246ZM246 245V244H245ZM251 245H253L252 243H251ZM77 246V245H76ZM196 246H198V247H200V248H198V247H196ZM228 246V245H227ZM226 246V247H227ZM237 246V247H236ZM240 246V245H239ZM74 247V248H73ZM145 247H147V248H145ZM242 247V246H241ZM244 247V246H243ZM250 247V246H249ZM252 247V246H251ZM198 248V249H197ZM8 249V248H7ZM79 249H81V250H79ZM83 249V250H82ZM145 249H147L146 251H145ZM197 249V250H196ZM220 249H222V248H219V250ZM223 249H224V247H223ZM223 249H222V251H223ZM237 249H239V250H237ZM245 249V248H244ZM241 250L243 251V249L241 248ZM264 250V249H263ZM81 251V252H80ZM30 252V253H29ZM55 252H56V254H55ZM241 252V251H240ZM246 252V251H245ZM245 252L243 253L244 255H245ZM263 252V251H262ZM28 253H29V255L30 256H28L27 257V255H28ZM261 253V252H260ZM79 254H83L84 256H85V254H86V256H85V258H84V256L82 255V257L81 256H78ZM216 255L217 254H219V253H215ZM214 254V255H215ZM236 254V253H235ZM239 254V253H238ZM242 254V253H241ZM240 254V255H241ZM259 254V253H258ZM262 254H264V252L262 253ZM33 255V256H34ZM261 255V254H260ZM257 256V255H256ZM55 257V256H54ZM81 257V258H80ZM234 257H237V256H234ZM241 257V256H240ZM239 257V258H240ZM257 257H259L260 258V256H257ZM24 258V257H23ZM42 258V257H41ZM40 257L38 258V260L37 261H41V263L43 262V264H45L46 262H47V260L46 259H43L42 258V260H46V262L45 261H42V260H40L41 259ZM166 258H165V260H166ZM257 259V260H259V262H260V259ZM262 258H263V256H262ZM37 259V258H36ZM35 259V260H36ZM124 259V260H123ZM167 259H169V258H167ZM171 259V258H170ZM169 259V260H170ZM192 259V260H191ZM235 259V258H234ZM243 259H245V257H243ZM49 260V259H48ZM263 260H264V258H263ZM171 261V260H170ZM192 261V262H191ZM238 262L240 261V260H237ZM250 261V260H249ZM252 261V260H251ZM50 262V261H49ZM49 262H47V264H53V263H49ZM163 262V263H162ZM226 262H228V263H226ZM233 262V261H232ZM231 262V263H232ZM235 262V261H234ZM244 262H247L246 260H244ZM253 262V261H252ZM252 262H251V264H252ZM35 263H37V262H35ZM40 263V264H41ZM230 263V264H231ZM247 263H249V262H247ZM254 263L256 264V262L254 261ZM14 264H16V263H14ZM27 264H29V263H27ZM210 264V263H209ZM237 264V263H236ZM240 264V263H239ZM243 264V263H242ZM245 264V263H244ZM250 264V263H249ZM257 264H260V263H257ZM261 264H264V261L263 262H261Z\"/></svg>",
  "mask_w": 264,
  "mask_h": 264
},
{
  "label": "rangeland",
  "instance_id": "2",
  "mask_svg": "<svg viewBox=\"0 0 264 264\" xmlns=\"http://www.w3.org/2000/svg\"><path fill=\"white\" fill-rule=\"evenodd\" d=\"M23 3V1H26V0H0V8H2V10L0 9V24H1V22L3 23L4 22V24H1L0 25V41H1V47H0V50H2V51H5L4 49L6 48V51H7V53H5V52H3V54H1L2 53V51H0V71L2 70V67H3V69L5 68V70H2L1 72H0V77L1 76H3V77H1L0 78V82H1V80H3L1 83H0V145L1 146H3V142H4V144L5 143H9V139H12L15 135L17 136V135H23V134H25L24 132H26L27 131V128H29L30 126H33L32 124L34 123V126H35V122H36V124L38 125L39 123L38 122H42V123H40L39 125L41 126V125H45V123H46V121L45 120H43V118H44V114L42 113V114H40V103H38L41 99H39V101L36 103V105H39L38 107L34 104V103H29V102H36V99L34 100L33 98H35V97H42V100L41 101H43L44 102V100H43V98H45L46 100V102H50V100H51V102L52 101H55L56 99H57V96H55V98H54V94L56 93L57 94V91L54 89V87H53V89L54 90H52V89H50V88H52V87H50L49 89H47L48 91H54V93L52 92V94H51V92L49 93L48 91H46V93H48V94H51L50 96L52 97L53 96V100L51 99V97L47 94V95H43V96H36L33 92H32V88H33V85H34V81L36 80L35 78H36V75L34 74L35 72H36V74L37 73H40V70H41V72H42V70H43V76L44 75H47V73H48V76L50 77L49 79H51V77H52V81L54 82L55 80L57 81V83L60 81H58V79H60V76H61V74H62V76L61 77H63V76H65L66 74H64V72H67V71H69V74H68V72H67V75L66 76H68L67 78H66V76L65 77H63V78H65L66 79V82L68 83V82H71V79H69L70 77H72L71 76V74L72 73H77V72H79V70H80V73H83L82 75H83V79L87 82H85L84 81V83L86 84V86H87V84L89 83V85L87 86V88L88 89H90V95L93 97L94 95H93V93L95 92V90H94V87L95 86H93V84L94 85H96L97 84V82H98V78H99V76L102 74V72H105V71H107L106 69H108L110 72H111V75L113 76V70H115V69H113V67L112 66H115L116 65V63H114L115 61H114V59H110V57H109V55L107 54L106 55V53H105V50L106 51H109V45H111V48H113V50H116V51H119V50H126L127 48H133V47H136V48H138V50L140 51V50H143L144 51V49L145 48H147L146 46L147 45H149V44H147V43H145V42H147L146 40H149L151 37H153L152 35H153V33L152 32H145V33H142V34H137V35H135V34H133V35H131V32H129V33H127L126 35L125 34H122V33H125L126 31H127V29L128 28H126V26H121V25H118V23H112V25H109V26H116V28H114L112 31H111V29H112V27H110V29H109V27L107 28V29H109V30H107L106 29V31H107V33L105 34V29H104V33H102V35H100L101 33H100V31L97 29V28H94V29H96V30H98V31H95V30H93L92 29V31H95V33H100V34H98V35H96V36H101V37H103V38H101L102 40H104V36L103 35H107L108 34V31H109V34H110V36L108 35L107 37H106V40L105 41H108V45L106 44V42H103L104 44H106L105 46H102L100 49H98V53H95V55H97L98 56V58H99V60H95V59H91L89 56L91 55V52H89L88 50L89 49H92L93 48V50L95 49V48H97V46L96 45H98V44H100V45H102L101 43H97L96 44V42H101L102 40L101 39H98V37H97V39L99 40H97V41H95L94 39H96V36L94 35H89V34H91L92 33V31H91V33H89V34H87V33H84V34H82L81 36H83V38L81 39V41H79L78 39H80V37L81 36H79L78 37V41H76V42H79V44L78 43H69V44H67L66 42H67V40L69 41V38H70V41L72 40V35H73V30H74V28H75V26H77V24H78V26L80 27V26H85V25H87V24H89V21H91L92 22V20H95L96 18H98V17H103L104 16V14L103 13H105V11H106V13H105V16L104 17H108V15H111V13H113L114 11L116 12L117 10H119L120 9V7H130L131 5L130 4H132V6L134 5H137L139 2H140V0H123V2H124V5H123V2L122 1H120V0H56L57 1V3H56V1H53V0H35V5L32 3L31 5L29 4V3H31L30 1H32V0H27V3H28V1H29V3H28V7L27 8H25V6H27V3H26V5L24 6V8L25 9H23V11H21L22 10V8H23V6H20L19 8H17L18 7V5H15V4H18V3H21V2ZM59 1V2H58ZM119 2V4H118V2ZM212 1H215V2H213V3H211V5L212 4H214V5H216V6H214L213 8L214 9H212L211 11H213V12H217L218 14L220 13V12H222V14H224V13H227V11H229V9L227 8V7H225L227 4L224 2V1H219V0H212ZM7 2V3H6ZM16 2H18V3H16ZM33 2H34V0H33ZM54 2V3H53ZM132 2V3H131ZM211 2V1H210ZM218 2V3H217ZM220 2H222V3H220ZM3 3V4H2ZM22 3L21 4H19V5H22ZM70 3V4H69ZM122 3V4H121ZM128 3V4H127ZM135 3V4H134ZM224 3H225V6H224ZM6 4V5H5ZM14 4V5H13ZM38 4V5H37ZM51 4H53V5H51ZM58 4V5H57ZM60 4V5H59ZM67 4V5H66ZM116 4V5H115ZM122 6H121V5ZM126 4V5H125ZM218 4V5H217ZM222 5V6H220V5ZM12 5V6H11ZM40 5V6H39ZM57 5V6H56ZM62 5V6H61ZM65 5V6H64ZM73 5H76L74 8H73ZM115 5V6H114ZM130 5V6H129ZM14 6V7H13ZM43 6V7H42ZM59 6V7H58ZM60 6L63 8V9H60ZM70 7L71 6V8H72V10L74 9H78V6L79 7H81V11H82V14H83V17L82 18H80L79 19V17L77 16L76 17V15L74 14V12L73 11H71V8H67V7ZM220 6V7H219ZM14 8V10H13V8ZM66 7V8H65ZM104 7H105V9H104ZM222 7V8H221ZM6 8V9H5ZM16 8V9H15ZM40 8V9H39ZM64 8L65 9H69V11L67 12V10H64ZM4 9V10H3ZM11 9V10H10ZM17 9H18V11H17ZM5 10H6V12H5ZM14 12H13V11ZM36 11V14H35V11ZM57 10V11H56ZM103 10V11H102ZM221 10V11H220ZM225 10H227V11H225ZM25 11V12H24ZM67 12L68 14H69V12H70V15H72V16H70V15H67V13L65 14V12ZM96 11V12H95ZM109 11V12H108ZM16 12V13H15ZM24 12V13H23ZM34 12V13H33ZM56 12V13H55ZM114 12V13H115ZM224 12V13H223ZM6 13H9V14H6ZM13 13H15L14 15H12ZM21 13V14H20ZM62 13H64V14H62ZM98 13H100V14H98ZM108 13V15H106ZM6 15V16H4V15ZM17 14H19V15H17ZM51 14H53V17H52V15ZM96 14V15H95ZM8 15H10V16H8ZM12 15V16H11ZM16 15H17V17H16ZM25 15V16H24ZM47 15V16H46ZM49 15V16H48ZM51 15V16H50ZM55 15H57L59 18L56 20V18H57V16H55ZM64 15V17L67 19H65L64 17H62ZM97 15H100V16H97ZM114 15V14H113ZM220 15H221V13H220ZM13 16H14V18H13ZM36 16V17H35ZM68 16V17H67ZM88 16V18H86ZM35 17V18H34ZM40 17V18H39ZM71 17V18H70ZM73 17V18H72ZM75 17V18H74ZM85 17V18H84ZM96 17V18H95ZM109 17H111V16H109ZM3 18V19H2ZM4 18L5 19H7V22H6V20H4ZM14 19L13 21L12 20H10V19ZM39 18V19H38ZM53 19V18H55V20H53L52 21V23H50L51 21H48L49 19ZM61 18V19H60ZM69 18L71 19V20H69ZM223 18H225V17H223ZM28 19V20H27ZM35 19V20H34ZM60 19V20H59ZM79 21H77V20ZM86 19V20H85ZM11 22H10V21ZM29 20H30V22H29ZM41 20V21H40ZM66 20V21H65ZM69 20V21H68ZM74 20V21H73ZM77 22H76V21ZM82 20V21H81ZM40 21V22H39ZM87 21H88V23H87ZM134 21V20H133ZM34 22H35V24H34ZM86 22V23H85ZM137 22V21H136ZM31 23H32V25H31ZM40 23V24H39ZM44 24V26L42 27V25ZM46 23V24H45ZM48 23V24H47ZM25 24L27 25L28 24V27H26L25 26ZM34 24V25H33ZM71 24V25H70ZM82 24H84V25H82ZM111 24V23H110ZM3 25H5V26H8V27H2ZM9 25H10V27H9ZM30 25V26H29ZM41 25V28L39 27ZM72 25H74V26H72ZM138 26H137V28L140 26V24H137ZM24 26V27H23ZM123 27V28H126L125 30L126 31H122L123 29L121 28V27ZM26 27V29H24ZM32 27H34V28H32ZM40 28V29H37V33H33V29H35V28ZM73 27V28H72ZM79 27H76V29L78 30L79 29ZM118 27H119V29H118ZM4 28V29H3ZM8 28V29H7ZM81 28V27H80ZM6 29V30H5ZM71 29H73V30H71ZM75 29V30H76ZM99 29H100V27H99ZM103 29H101V31H103ZM4 30V31H3ZM10 30V31H9ZM24 30V31H23ZM70 30H71V33H70ZM75 30H74V33H75ZM116 30H118L117 31V34L115 33V31ZM120 30L122 31V33L120 34ZM27 31H28V34L29 35H26L27 34ZM35 31H36V29H35ZM113 31H114V33H113ZM133 31V30H132ZM26 33V34H25ZM70 33V34H69ZM152 33V34H151ZM34 34H36L35 36H36V38H35V36H34ZM13 35V36H12ZM32 35V36H31ZM86 35V36H85ZM87 35H89L90 37L88 38L87 37ZM130 37H129V36ZM182 35H184V34H182ZM31 38H30V37ZM34 36V37H33ZM66 36V37H65ZM70 36V37H69ZM119 36V37H118ZM150 36V37H149ZM65 37V38H64ZM69 37V38H68ZM85 37V38H84ZM149 37V38H148ZM35 38V39H34ZM66 38H68V39H66ZM88 38V39H87ZM92 38H93V40H92ZM100 38V37H99ZM109 40H108V39ZM57 39V40H56ZM66 39V40H65ZM90 39V40H89ZM114 39H115V41H114ZM133 39H135V40H133ZM145 39V40H144ZM152 39V38H151ZM150 39V40H151ZM256 39H257V36H256ZM60 40H62V41H60ZM64 40V41H63ZM84 40H85V42H84ZM88 42H87V41ZM91 40L92 41H94L95 42V44L93 45V43L94 42H92V43H90L91 42ZM259 40V39H258ZM257 40V42L258 43H262V39H261V41L259 42ZM9 41V42H8ZM66 41V42H65ZM84 43H83V42ZM90 41V42H89ZM129 41V42H128ZM3 42V43H2ZM4 42H5V45H4ZM7 42V43H6ZM61 42H64V43H62V45H61ZM126 42H128V43H126ZM257 42H255V44L257 43ZM82 43H83V45H82ZM113 43V44H112ZM143 43V44H142ZM12 44V45H11ZM63 44H64V46H63ZM71 44H73V45H71ZM81 44V45H80ZM91 46H90V45ZM182 44V43H181ZM180 43H178V45H181ZM254 44V45H255ZM3 45V46H2ZM68 45L70 46V49H69V47H68ZM77 45L79 46V48L77 47ZM93 45V46H92ZM177 45V44H176ZM252 44H250V46H251ZM254 45H252V48H249L248 49V47H250L249 45H247V46H245L244 47V45L240 48L241 49V53L239 54V55H237V57L239 58L240 57V55H241V59L243 60V62H242V60L239 58H237L236 57V54H233V55H235V59H237L238 61H240V62H237V63H235L236 61H235V59H234V57H231V59L229 58L230 56H233L232 55V53L231 54H229V53H227V54H225V55H227L228 57H226L225 55V58H226V60H224L225 62H223V63H220L221 64V66L222 67H224L223 68V70H224V72L222 73V69H221V72H220V70L219 71H217V72H219V73H215L214 72V74H213V72H211L212 74H210V72L208 73V77H210V78H208V79H210V80H207L206 81V75H204V77L206 78H204L203 77V74L206 72V70L205 69H203V67L204 68H206L205 66H207V65H204V64H199V62L197 63V62H192V64L191 63H188V64H191V65H189L190 66V75L188 74V73H186L185 75H184V77H183V75H182V72H180V71H178V73L175 71V72H173L172 71V69L169 67V64L167 63V61H163V60H161V59H159V58H156V61H147L146 63L143 61V64H142V62H140L141 64H139V62H137L138 64L136 65L137 66V68H138V71L136 70L137 68L135 67V70H133V71H131L132 72V75H133V77L131 76V72L130 73H128V79H129V81H128V83H129V85L131 86L132 84L134 85H132L134 88H133V90L135 91H133V93H132V91L130 92V90H132V86L131 87H129V94L127 93V92H125L126 94H123V95H121V97L119 96V97H112L111 96V99L113 98L114 100H112L111 101V103H110V95H107L108 96V98H107V96L106 97H104V98H107V100L105 99V101H104V98L103 99H101L102 97H100L99 98V96H97L98 98H90V100H88V98H85V96H83L82 97V95H80V94H78L77 95V97L78 98H76L77 99V101H75V105L76 106H80L79 104L81 103V105L82 106H80L79 107V109H81L82 108V110L83 111H86V112H84L85 114L86 113H89V114H94V112H95V114H94V116H92V115H88V114H86V115H88V117L90 118V119H92V120H95L96 119V121L99 119H101L99 122L100 123H102V132L104 131V133H102L101 131H100V133L98 132V134H103L104 135V137H103V135L101 134V135H97L96 133V130L95 131H93L95 134H96V137H94L93 136V132L91 133V139L89 138L90 137V135L88 136V137H84V139H85V141H88L89 143H91V140H92V138L94 137L95 139H97L98 140V138H99V140L97 141V143H102V141H105V142H103V143H109V144H111V143H117V144H120V143H122L121 145L123 146V145H125V147L127 146L128 147V150H133L134 152H135V154L136 155H139L140 154V157L143 159V161H144V163L145 164H147L146 165V169H150V170H157V169H161V167H162V171H165L166 172V170L168 171V172H172V173H174L175 171V175H178L177 173L179 172V170L181 171H184L185 169V167L187 168L184 172H182V176H183V173H184V175L188 172V174H186V175H190V176H192V174H193V178H195V177H197L196 179L197 180H199V178H201L200 179V181L201 180H203V182H204V180H208V182H211L212 180V182H213V184L215 185H218L219 187H221V188H223L224 186V188L223 189H226V190H229V188H230V193H232L233 195L232 196H234V198L232 197L231 198V196L229 197V195L227 196L228 198H227V200L229 199V198H231V200L229 199L228 200V204L230 203V201H231V205L229 206V205H227L226 204V202L227 201H224L225 199H226V197L225 198H223L221 195H218L217 197H220V200H222L221 202L219 201L218 203H217V201L219 200V199H217V197H216V203H214V201H215V199L214 198H211V199H214L212 202L214 203V204H210L211 202V200H209L208 198H209V196H205V195H207V194H210V192L209 193H207L206 191L207 190H205V191H203V192H206V194L205 193H201V190L203 189L204 190V188H199L198 189V193H197V191H195L196 193H194V192H192L191 193V191H192V187H194V186H191V185H187V186H189V188L191 187V189H189V188H187V190H181V188H183V189H186V187L187 186H185V188L183 187L184 185H185V181H184V183H182L181 185H179V183H176V185H179L180 186V188L178 189V190H180V191H178V190H175V188H176V186L174 185V186H172L173 188H171V189H173V190H175V191H178V192H174L173 190H168V191H164V193L166 192H168V195H169V192H171V193H175L176 195H177V193H180V192H183V191H185V192H183L184 193V196H185V198H182L181 197V199H180V196L182 195L183 196V193L182 194H178L177 195V197H174L175 196V194H172L171 195V193H170V195L169 196H165L164 194H163V196H165V197H167V198H164V197H160L161 198V200H159L160 198H158V199H153V200H151L152 199V197L154 196V192H155V189H156V191H157V187H155V186H152L151 184H152V182L150 183V185H151V188L149 189V190H147L146 188H145V190L144 189H142V190H138V189H136V187L138 188V186H135V185H138V184H136L137 182L138 183H140V180L142 181V180H147V179H149V178H147V177H145L146 175L145 174H143L141 171L138 173V171L136 170V172L138 173L137 175H135V169L134 170H132L131 168H130V171H128V172H132V171H134V173H133V177H134V175L135 176H138V178L137 179H139V181H135L134 183H133V186H129V187H121V189H122V191H121V189L120 188H117V191H116V188H111L112 186L114 187V185H117L116 183H120V182H118L117 180L116 181H113V180H115L114 179V174H112V171H110L111 173L110 174H112L111 176H109V175H107V174H104V175H102V174H98V175H102L101 177H97L96 179H98L96 182V187H97V184L99 185L100 184V186H102V187H100V186H98L97 188H99V190L95 187V185H93V187H94V189H95V191H93L92 189H91V191H89L88 192V195H90V199H94V197H96L93 201H94V203L92 204V202H90V203H88L90 200L88 199V204H91L92 205V208H91V205H88V204H86L87 206L85 207V213H84V216L85 215H87V214H92V212H93V214L92 215H94L95 214V208H93V206L95 207V204H99V205H101V202H105V201H107L108 203H107V205H104V206H108V208H107V211H108V213H116L115 214V219L114 218H111V220L110 221H108V219L106 220L105 219V216H107V213H106V211L105 212H103V213H105V214H103L102 215V218H100V220L102 221V225L101 224H99L101 227H104L105 228V226H107L108 224H109V226L107 227V228H109V229H112V228H114V230L116 231L115 233H117L118 235H119V233H120V235H121V231H122V233L123 234H125V231L128 233V232H130L129 233V235H134V236H132L133 238L132 239H134V237L136 238V236H137V238H138V236L139 235H141V236H139V238L137 239H134L133 241H135V243L137 244V245H142V242H143V245H142V247L143 246H148V247H150V244L152 245V244H156V246H158V244H160L162 241H164V239H163V237L164 236H166V234H167V231H169L168 233H170V235H171V237H172V235H174V232H178V234H180V232L182 233V231H183V229H186L185 231H186V233H191V235L193 236V229H195V231H194V233H196V235L198 234L197 232L199 231V229H200V231H201V229H203L202 230V232H200V236L201 237H204V238H199L200 236H198L197 238H199V240L201 239V241L200 242H205V243H203L202 242V244H204V245H202L201 246V248L200 247H198V246H196V247H198V248H200V249H196L197 250V252H195L194 254H195V257H194V259H193V261H200V263L203 261V260H205V259H207V256L208 257H212L211 255H213L214 257H217V258H211L210 260H213V262L214 263H216V261H217V263H218V261L220 262V258H218V255L219 256H221V255H225V254H222L223 252H225V250L226 249H228V248H232L233 246H235V245H237L238 247H239V249H237V250H239V251H237V252H235L234 253V255H231V260L233 261H230V257H229V260H228V262H226V263H228V264H230L231 262V264H251V262H252V264H255L254 263V261L256 262V264L257 263H260L261 264V262H263L264 260H263V258H264V254H262L263 252H264V241H262L263 239H264V226L263 225H260V222H261V224L264 222V215H263V219H262V214L264 213L263 212V210H261L262 211V214H261V211H258L259 209H262L261 207H257V206H255L254 207V210L252 209L253 207L252 206H249V204H251L250 202H252V204L253 203H255V202H257L256 201V198H257V200H259V201H262V200H260V199H262V197H263V199H264V196H263V194H264V179H262L261 178V174H264L263 172V170H264V110H262V108L264 109V107H261V105L263 106L264 104L263 103H260V101H259V99H258V97L257 96H255V95H253V94H247V93H244V95L242 94H237V92L235 93V95H237V96H239V97H236V96H234L235 98H233L232 96H226L225 95V92H223V89L221 88V87H223L224 88V90H225V86L226 87H228V88H226V89H229V87H230V89H232L233 91H239V88L237 87V83L239 84V82H240V79H241V82H247V81H250L249 82V85H252V84H250L251 82H253L254 80H253V77H254V79H256V76L258 77L256 80H258L259 78H261L260 80H258V81H260V83L262 84V82H263V84H264V80H263V78H264V64H263V62H261V64H260V61L257 63V65H261L262 66V68H261V66L259 65V68H258V66H257V69L255 70V59L256 58H253V57H258V56H252V53L254 54L255 52H257V53H260V54H262V53H264L263 51V48H261V47H259L257 44L254 46ZM66 46H67V48H66ZM73 46V47H72ZM90 48H89V47ZM96 46V47H95ZM99 46V45H98ZM113 46V47H112ZM256 46H258L257 48H255V49H253V47H256ZM4 47V48H3ZM65 47V48H64ZM244 47V48H243ZM13 48H14V50H13ZM72 48H74V49H72ZM83 48H86V49H88V50H86V49H83ZM110 48V49H111ZM246 48V49H245ZM259 48H260V50H259ZM8 49V50H7ZM12 49V50H11ZM64 49V50H63ZM66 49L68 50V52L69 53H67V51H66ZM243 49H245V50H249L248 52H246L245 50L243 51ZM251 49H253L254 51L255 50H258V51H253V50H251ZM80 50H81V52H80ZM83 50H84V52H83ZM263 50V51H262ZM10 51V52H9ZM20 51V52H19ZM63 51H65V53L63 52ZM72 51H74L73 53H72ZM78 51V52H77ZM253 51V52H252ZM13 52V53H12ZM18 52H19V54H18ZM55 52V53H54ZM58 52V53H57ZM71 52V53H70ZM96 52V51H95ZM175 52H177V50L175 51ZM252 52V53H251ZM11 53V54H10ZM15 53V54H14ZM173 54H171V56H173V58H174V60H177L178 58H180V56L178 55V54H176V53H174V52H172ZM178 53V52H177ZM246 53H247V55H249L248 56V59H245V57L244 56H246ZM248 53H250V54H248ZM257 53H255V54H257ZM16 55V56H14V55ZM62 54V55H61ZM67 54V55H66ZM106 56H105V55ZM176 54V55H175ZM243 54V55H242ZM260 54H258V55H260ZM9 55V56H8ZM63 55H65L66 56V58H65V56H64V59H63ZM69 55H71V56H69ZM190 55V54H189ZM230 55V56H229ZM8 56V57H7ZM252 56V57H251ZM12 57V58H11ZM15 57H18L17 59L15 58ZM68 57V58H67ZM105 57H106V59H105ZM109 59H108V58ZM249 57H251V58H253V59H250ZM13 58H15V61H14V59ZM177 58V59H176ZM224 58V59H225ZM227 58H229L228 60H227ZM232 58L234 59V60H232ZM12 59V60H11ZM187 59V58H186ZM62 60V61H61ZM74 60V61H73ZM110 61V63H109V61ZM231 60H232V62L234 61V63H232L231 62ZM4 61V62H3ZM6 61H8V62H6ZM81 61V62H80ZM108 61V62H107ZM112 61H113V64L114 65H112ZM183 61V60H182ZM181 61V62H182ZM187 61V60H186ZM186 61H183V63H186ZM7 64H6V63ZM72 62V63H71ZM77 62V63H76ZM104 62V63H103ZM149 62V63H148ZM151 62H152V64H151ZM156 62V63H155ZM163 62V63H162ZM180 61L178 62V63H175L174 65H176V66H178V64H180L181 63ZM201 62V61H200ZM251 62H253V65H252V63ZM59 63V64H58ZM61 63V64H60ZM64 63V64H63ZM76 63V64H75ZM79 63V65L78 66H76L77 64ZM104 65H103V64ZM224 63H226V64H224ZM242 63V64H241ZM4 64V65H3ZM58 66H60V67H58ZM66 64V65H65ZM82 64V65H81ZM144 64H146V66H147V68H146V66L144 65ZM167 64V65H166ZM198 64V65H197ZM219 64V65H220ZM237 64H238V66H237ZM7 65L9 66V67H7ZM57 66V68H56V66ZM70 65V66H69ZM108 65H112V66H110V67H112L111 69L109 68V66ZM140 65V66H139ZM143 65V66H142ZM149 65V66H148ZM152 65V66H151ZM157 65V66H156ZM181 65H184V64H181ZM187 64H185V66H184V68H182V70L183 69H186L187 70V68H189V66H186ZM193 65H195L194 67L195 68H197V67H200V68H197V69H199V70H197V69H195L194 67H193ZM243 65V66H242ZM43 66V67H42ZM49 66L51 67V66H53V67H51L52 68V71H54V72H52L50 69L51 68H49ZM68 68H67V67ZM74 66V67H73ZM104 66V67H103ZM107 66V67H106ZM145 66V67H144ZM154 66V68H152ZM156 66V67H155ZM162 66V67H161ZM165 66V67H164ZM167 66V67H166ZM220 66V67H221ZM231 66V67H230ZM233 66V67H232ZM240 67V68H242L241 70H242V74L243 75H240L241 73L239 72V75L237 74H235L234 72H237L235 69V67ZM246 66V67H245ZM49 69H48V68ZM67 69H66V68ZM192 67V68H191ZM9 68V69H8ZM42 68V69H41ZM44 68H46V70L44 69ZM71 69V71H70V69ZM74 68V69H73ZM79 68V69H78ZM104 68V69H103ZM143 68H144V70L146 71H143ZM158 68H159V70H158ZM165 68V69H164ZM171 70H170V69ZM253 68H254V70H253ZM261 68V69H260ZM37 69V70H36ZM66 69V70H65ZM69 69V70H68ZM147 69V70H146ZM149 69H151V70H149ZM156 69V70H155ZM162 69V70H161ZM170 71H169V70ZM191 69H195L196 70V72H195V70H191ZM207 69V68H206ZM233 69V70H232ZM244 69V70H243ZM247 69L249 70L248 72H247ZM7 70H9V71H7ZM49 70H50V72H49ZM63 70H65V71H63ZM155 70V71H154ZM201 70V71H200ZM227 70V71H226ZM229 70V71H228ZM235 70V71H234ZM5 71V72H4ZM47 71V72H46ZM56 71H57V73H56ZM61 73H60V72ZM142 72V74H141V72ZM163 71H165V72H163ZM185 71V70H184ZM202 71H205V72H202ZM254 71V72H253ZM260 71V72H259ZM261 71H263V74H259V73H261ZM6 72L8 73V74H6ZM44 72L46 73V74H44ZM71 72V73H70ZM108 72V71H107ZM105 72V74L107 75V76H104V77H106V80H108L109 81V79L108 78H112L111 76H109V74H110V72ZM136 72V73H135ZM144 72V73H143ZM167 72V73H166ZM168 72H170L169 73V77L168 78H170V80H173L175 77V79H174V82H177L178 84H180V86L178 85H176L174 82H172V84L170 85V87L169 88H167L166 90H157V89H160L161 87L160 86H158V87H160V88H157L156 87V89H153L154 88V86H155V84L154 83H152L153 85H149L150 83L149 82H154L153 81V79L154 80H156L158 77L157 76H159V79H160V77L161 76H165L166 77V75H168ZM181 74H180V73ZM187 72V71H186ZM192 72V73H191ZM244 72H245V74H244ZM251 72V73H250ZM258 72V73H257ZM3 73V74H2ZM53 73V75H51ZM60 74V76H59V74ZM134 73V74H133ZM138 73H140V74H138ZM148 73V76L146 75V74ZM163 73H165V74H163ZM203 73V74H202ZM238 73V72H237ZM5 74V75H4ZM10 74V75H9ZM64 74V75H63ZM136 74H138V75H136ZM144 74V75H143ZM163 74V75H162ZM170 74H171V77H172V79H171V77H170ZM176 74H178L179 76H177ZM189 76H188V75ZM194 76H193V75ZM232 74V75H231ZM254 74V76H252V75ZM33 75H35L34 77H33ZM139 75H140V77H139ZM146 75V76H145ZM176 75V76H175ZM181 75V76H180ZM187 75V76H186ZM192 75V76H191ZM197 75V76H196ZM202 75V76H201ZM246 75V76H245ZM250 75V76H249ZM263 75V76H262ZM5 76V77H4ZM6 76H8V78L6 77ZM9 76L11 77L10 79H9ZM25 76V77H24ZM48 76L46 77L47 79H46V83L44 82V84H48V82H49V80H48ZM109 76V77H108ZM131 76V77H130ZM144 76V77H143ZM242 76V77H241ZM243 76H244V78L246 77V79H244L243 78ZM248 76H249V78H248ZM262 76V77H261ZM23 77V78H22ZM42 77V76H41ZM55 77H56V79H55ZM58 77V78H57ZM178 77V78H177ZM181 79H180V78ZM191 77V78H190ZM252 78V80H251V78ZM7 78V80H5ZM53 78H54V80H53ZM145 78V79H144ZM151 80H150V79ZM196 78V79H195ZM244 80H243V79ZM35 79V80H34ZM42 79V78H41ZM43 79L45 80V76L43 77ZM43 79L42 80H40V81H43ZM62 79V78H61ZM64 79V80H65ZM149 80V82H148V80ZM161 79H163V78H161ZM204 79V80H203ZM212 79V80H211ZM233 79V80H232ZM248 79V80H247ZM4 80H5V83L6 84H4L3 82H4ZM34 80V81H33ZM131 80H134L133 82H132V84H131ZM183 80V81H182ZM188 81V83L186 82V81ZM192 82H191V81ZM228 80V81H227ZM231 80V81H230ZM235 80V81H234ZM238 80H239V82H238ZM33 81V82H32ZM210 81V82H209ZM215 81V82H214ZM232 81H233V83H232ZM8 82V83H7ZM23 82V83H22ZM53 82H51V84H50V82H49V84H48V87L49 86H53ZM91 82V83H90ZM147 82V83H146ZM156 82V81H155ZM185 82V83H184ZM201 82H203V83H201ZM207 82V83H206ZM208 82H209V84H208ZM231 82V83H230ZM237 82V83H236ZM256 82V81H255ZM24 83H25V85H24ZM41 83V82H40ZM56 82H54V84H55ZM56 83V84H57ZM136 83V84H135ZM149 83V84H148ZM220 83H222V84H220ZM224 83L226 84V85H224ZM259 83V82H258ZM3 84V85H2ZM23 86H22V85ZM147 84H148V87H147ZM158 84V83H157ZM157 84H156V86H157ZM191 84V85H190ZM198 84V85H197ZM200 84V85H199ZM19 85H20V87L22 88V91L24 92V94H23V92L21 91V88H19ZM31 85V86H30ZM135 85H137V86H135ZM159 85V84H158ZM189 85V86H188ZM206 85V86H205ZM224 85V86H223ZM26 86V87H25ZM92 86H93V89H92ZM153 86V88H151ZM174 86V87H173ZM186 86H187V88H186ZM202 88H201V87ZM209 86H211V87H209ZM221 86V87H220ZM18 87V88H17ZM91 87V88H90ZM151 89H150V88ZM171 87H173V88H171ZM184 87V88H183ZM193 87H194V89H193ZM218 88L217 90H216V88ZM236 87V88H235ZM16 88H17V90H16ZM179 88V89H178ZM181 88V89H180ZM191 88V89H190ZM200 88V89H199ZM210 88H212V89H210ZM234 88V89H233ZM15 89V90H14ZM20 91H19V90ZM24 89V90H23ZM30 89V90H29ZM32 89V90H31ZM136 89V90H135ZM153 89V90H152ZM214 89V90H213ZM237 89V90H236ZM29 90V91H28ZM178 90V91H177ZM179 90H181V91H179ZM194 90V91H193ZM197 90H199V91H197ZM201 90V91H200ZM205 90V91H204ZM212 90V91H211ZM15 91V92H14ZM19 91V92H18ZM153 93H152V92ZM176 93H175V92ZM197 91V93H195ZM217 91V92H216ZM16 93L17 95L15 96V94L14 93ZM30 93V94H27V93ZM31 92H32V95H31ZM139 92V93H138ZM170 92H172V93H170ZM180 92H182V93H180ZM193 92H194V94H193ZM213 92V93H212ZM21 93H22V95H21ZM137 94V95H135V94ZM145 93V94H144ZM150 93V94H149ZM159 95H158V94ZM162 93V94H161ZM184 93H185V95H184ZM218 93V94H217ZM223 93H224V95H223ZM12 94V95H11ZM14 94V95H13ZM20 96H19V95ZM55 94V95H56ZM132 94V95H131ZM134 94V95H133ZM155 94V95H154ZM169 94V95H168ZM175 94V97L173 96ZM192 95V97L190 96V95ZM203 94V95H202ZM205 94V95H204ZM215 94V95H214ZM33 95H35V97H33ZM80 95V96H79ZM112 95V94H111ZM139 95V96H138ZM142 95H143V97H142ZM150 95V96H149ZM152 95V96H151ZM178 95V96H177ZM182 95H184V96H182ZM196 95V96H195ZM249 95H251L252 97L251 98H254V99H250V96ZM11 96H12V99H13V97H15V99H17V97L19 96V98L17 99V100H12L11 99ZM29 96V97H28ZM48 96H49V98H48ZM90 96V97H91ZM125 96V97H124ZM131 97V99H129L130 97ZM145 96V97H144ZM198 96V97H197ZM242 96H243V98H242ZM247 96H248V98H249V100H250V102H249V100L247 99ZM21 97V98H20ZM32 97V98H31ZM123 97V98H122ZM135 99H134V98ZM153 97V98H152ZM155 97V98H154ZM159 97V98H158ZM174 97V98H173ZM183 99H181V98ZM189 97V98H188ZM195 97V98H194ZM207 97V98H206ZM209 97V98H208ZM218 97V98H217ZM222 97V98H221ZM241 97V98H240ZM257 97V98H256ZM30 98H31V100H30ZM37 98V99H38ZM81 99L82 98V101H83V103H82V101H79L78 99ZM122 98V99H121ZM128 98V99H127ZM141 98V99H140ZM147 98V99H146ZM157 98V99H156ZM176 98H177V100H176ZM185 98H186V100H185ZM189 99V101H188V99ZM194 98V99H193ZM203 98H205V99H203ZM236 98H237V100H236ZM238 98H239V104H242L243 103V105L241 106L240 105V107H239V105H238ZM21 101H20V100ZM33 99V100H32ZM75 99V100H76ZM85 99V100H84ZM86 99L89 101V104H88V102L86 101ZM124 99H126V100H124ZM136 99H138L137 101H139V102H137L136 101ZM171 99V100H170ZM180 99V100H179ZM220 99V100H219ZM226 99H228V100H226ZM247 99V100H246ZM257 101H256V100ZM12 100V101H11ZM30 100V101H29ZM49 100V101H48ZM92 100V101H91ZM95 100V101H94ZM100 100V101H99ZM116 100V101H115ZM117 100H118V102H117ZM142 100V101H141ZM211 100V101H210ZM243 100V101H242ZM245 100V101H244ZM254 100V101H253ZM79 101V102H78ZM120 101V102H119ZM122 101V102H121ZM143 101H144V103H143ZM231 101V102H230ZM247 101V102H246ZM258 101H259V103L261 104H256V103H258ZM9 102H10V104H9ZM17 102H19V103H17ZM25 102V103H24ZM27 102H28V104H27ZM77 102H78V104H77ZM92 102H93V104L94 105H96V106H94V105H91L92 104ZM137 102V103H136ZM190 102V103H189ZM209 102V103H208ZM236 102V103H235ZM252 102V103H251ZM9 105H8V104ZM12 103V104H11ZM24 103V104H23ZM86 105H85V104ZM99 105V107H98V105ZM103 103V104H102ZM105 103V104H104ZM110 103V104H109ZM117 103V104H116ZM121 103V104H120ZM123 103V104H122ZM125 103V104H124ZM129 103H130V105H129ZM144 105H143V104ZM212 103V104H211ZM230 103H233L232 104V106H230L229 104ZM246 103V104H245ZM248 103V104H247ZM255 105H254V104ZM14 104V105H13ZM20 104V105H19ZM25 104H27V105H30V104H34V105H32L33 106V108H32V106H31V110H33L34 109V106H35V109H34V111H31V112H33V113H31V115L32 114H34V112H36V110H37V114L35 113V115L37 116H30V112H28V116L26 117V114L27 113H25V112H27L29 109V107H27V105H25ZM102 104V105H101ZM109 104V105H108ZM112 104V105H111ZM114 104H115V106H114ZM133 104H136V105H133ZM143 105L142 107L141 106H137V105ZM192 106H191V105ZM251 104H253V105H251ZM7 106V109H6V107H4V106ZM11 105V106H10ZM19 105V106H18ZM75 105L74 104H72V106L73 107H75ZM85 105V109L86 110H84V108H83V106ZM91 107V109L92 110H89V106ZM102 106V108H101V106ZM104 105V106H103ZM117 105V106H116ZM121 105V106H120ZM124 105V107H122ZM133 105V106H132ZM193 105H195V106H193ZM202 105V106H201ZM206 105V106H205ZM208 105H210V106H208ZM228 105V106H227ZM235 105V107H236V109H235V107L233 108V106ZM244 105H245V108L243 109V107H244ZM246 105H248L247 107L249 108V110H251V114H250V111L249 110H247L248 108L246 107ZM258 105V106H257ZM23 106H25L24 107V109H23ZM71 106V107H72ZM95 108H94V107ZM111 106V107H110ZM129 106H131V107H134V108H131V107H129ZM137 106V107H136ZM190 106V107H189ZM1 107H3V108H1ZM9 107H11V108H9ZM27 107V108H26ZM68 108V110H70V111H66L65 112V114H63L64 115V118H62L63 117V115L61 116V118H60V116H58L57 117V119H55L56 120V122H59L60 124L59 125H62V124H64L65 125V123H70V125L72 124L73 126H76L75 124H73L74 122H75V118H76V120L78 119L77 117H79L80 118V114L82 115V113L81 112H83L82 110H79L78 109V107H75V109L72 107V108ZM87 107V108H86ZM93 107V108H92ZM105 107V108H104ZM106 107H107V109H109V111L106 109ZM117 107V108H116ZM128 107L129 108H131V109H128ZM138 107H140L141 109H139ZM144 107V108H143ZM192 107V108H191ZM221 107V108H220ZM230 107L232 108V109H230ZM242 107V108H241ZM258 108V109H255V108ZM259 107H261V108H259ZM26 108V109H25ZM39 110H38V109ZM77 108V109H76ZM97 108V109H96ZM116 108V109H115ZM121 108H123L121 111H120V109ZM125 108V109H124ZM127 108V109H126ZM138 108V110H136V111H139L140 113H142V115L140 114V113H138V112H136L135 111V109H137ZM194 108V109H193ZM218 108V109H217ZM247 108V109H246ZM254 108V109H253ZM10 109V110H9ZM13 109V110H12ZM23 109V110H22ZM71 109H73L72 110V112H71ZM102 109V110H101ZM112 109H114L113 111H112ZM119 109V110H118ZM133 109V110H132ZM198 109V110H197ZM203 109V110H202ZM217 111H216V110ZM220 109V110H219ZM235 109V112L233 111V113H236L235 114V116L233 115V113L231 114V112H232V110H234ZM241 111H240V110ZM12 110V111H11ZM24 110H26V111H24ZM76 110V111H75ZM95 110H98V112L97 111H95ZM99 110L102 112H99ZM125 110H127L126 112H129V113H131V112H133L134 114H129V113H127V114H129V116L130 117H128L127 118V114H126V112H125ZM130 110V111H129ZM210 110V111H209ZM222 110V111H221ZM231 110V111H230ZM240 111L241 113L239 114L237 111ZM244 110H246V112L244 111ZM262 110V111H261ZM4 111V112H3ZM15 113H14V112ZM24 111V112H23ZM93 111V112H92ZM104 111V112H103ZM105 111H107L106 113H105ZM111 111V112H110ZM119 111V112H118ZM142 111V112H141ZM144 111V112H143ZM197 111V112H196ZM212 111H214L213 113H212ZM227 111V112H226ZM252 111H253V113H252ZM261 111V112H260ZM18 112L21 114V115H24V116H22L23 118H25L24 120H23V122H24V124H23V127L24 128H26V129H24L23 127L20 129L19 127V129H20V131L17 129V128H15V127H17L18 125L14 122V121H16V118H18V115H20V114H18ZM22 112V113H21ZM42 112V111H41ZM115 112V113H114ZM123 112V113H122ZM136 112V113H135ZM193 112V113H192ZM211 112V113H210ZM229 112V113H228ZM242 112H243V114H242ZM257 113V115L255 116V114ZM259 112V113H258ZM12 113H14V115L17 113V115H15V118H13L14 116H12L13 114ZM25 113V114H24ZM71 115H70V114ZM74 113V114H73ZM76 113H78V114H76ZM185 113V114H184ZM198 113V114H197ZM228 113V114H227ZM245 113L247 114V116H243V115H245ZM8 116H7V115ZM10 114V115H9ZM40 114V115H39ZM67 114V115H66ZM110 114V115H109ZM137 114V115H136ZM140 114V115H139ZM144 114V115H143ZM146 114V115H145ZM177 114V115H176ZM179 114V115H178ZM239 114V115H238ZM259 114V115H258ZM262 114H263V116H262ZM20 115V116H21ZM39 115V116H38ZM42 115V116H41ZM65 115H66V117H65ZM73 115L75 116V117H73ZM97 115V116H96ZM103 115V117L105 118H103V117H101ZM107 115H108V117L110 118V120H109V118L107 117ZM112 115V117H110ZM120 115V116H119ZM132 115H133V118H132ZM137 117H136V116ZM182 116V118H181V116ZM185 115V116H184ZM187 115H189V116H187ZM205 115V116H204ZM208 117H207V116ZM218 115V116H217ZM230 115V116H229ZM238 115V116H237ZM248 115H250V116H248ZM255 117H254V116ZM5 116V118H3ZM10 116V117H9ZM69 116V118H67ZM116 116V117H115ZM121 116H126V118H121ZM140 116H141V118H140ZM145 118H144V117ZM147 116V117H146ZM192 116V117H191ZM210 116H212V117H210ZM229 116V117H228ZM237 116V117H236ZM241 116H243V117H241ZM257 116H259V117H257ZM6 117L8 118V120L6 119ZM12 117V118H11ZM21 117V118H22ZM29 117H31V119H32V123H31V119L29 118ZM71 117V118H70ZM94 117V118H93ZM99 117V118H98ZM118 117V118H117ZM174 117H177V119H176V121L177 120H179L178 122H180V124H179V126L180 127H177V126H174L176 129L178 128V130L176 131V129L175 128H173V125H172V123L170 122V121H172L173 119H174ZM180 117V118H179ZM187 117H188V120H187ZM223 117V118H222ZM232 118V120H231V118ZM235 117H236V119H237V121L235 120ZM247 117V118H246ZM249 117V118H248ZM252 119H251V118ZM260 117H262V118H260ZM9 118H11L12 119V121H13V124H12V121L9 119ZM65 118H66V120H65ZM113 118V119H112ZM129 118H131L132 120L130 121V119ZM140 118V119H139ZM147 118V119H146ZM184 118V119H183ZM186 118V119H185ZM192 120V118H194L191 122H190V119ZM208 118V119H207ZM217 120H216V119ZM219 118V119H218ZM221 118V119H220ZM257 118V119H256ZM15 119V120H14ZM45 119V118H44ZM60 121H59V120ZM117 119V120H116ZM127 119H128V123H127ZM226 119H230V120H226ZM250 119H251V121H250ZM253 119H255V120H257L258 121V119H260L259 121H258V123L256 124L255 122H257V121H255V120H253ZM263 119V120H262ZM3 120V121H2ZM34 120V121H33ZM40 120V121H39ZM63 120V121H62ZM109 120V121H108ZM125 121L126 120V123L124 124H119V122L120 121ZM135 120V121H134ZM138 120V121H137ZM183 120V121H182ZM184 120H186V121H184ZM195 120V121H194ZM214 120V121H213ZM240 120V122H238ZM7 121V122H6ZM9 121H10V123H9ZM43 121H44V123H43ZM96 121H94L93 123L95 124V125H97V123H98V125H99V122H96ZM106 121H108L109 123H105ZM118 123H117V122ZM132 121H134V123L132 122ZM175 121V122H176ZM204 121L205 122V124H201L202 122ZM220 121V122H219ZM232 121V122H231ZM96 122V123H95ZM116 123V124H118V127H117V129H116V127H115V129H113V130H115V131H113L112 130V128L115 126V124L114 123ZM137 124H136V123ZM143 122H144V124L146 125H143ZM173 122V121H172ZM191 124H190V123ZM196 124H195V123ZM203 122V123H204ZM211 122V123H210ZM236 122V123H235ZM238 122V123H237ZM31 123V124H30ZM113 125H112V124ZM121 123V122H120ZM133 125H132V124ZM170 123H171V125H170ZM213 123H218V124H213ZM234 123V124H233ZM244 123H246V124H244ZM251 123V124H250ZM260 123V124H259ZM5 124V125H4ZM47 124V123H46ZM51 124V123H50ZM50 124H47V125H49L50 126ZM94 124H92V126L94 125ZM128 124V125H127ZM139 124H141V125H139ZM182 124V125H181ZM184 124V125H183ZM187 126H186V125ZM201 124V125H200ZM210 124V125H209ZM213 124V125H212ZM223 124V125H222ZM234 126H233V125ZM240 124V125H239ZM244 124V125H243ZM254 124V125H253ZM4 127H3V126ZM7 125H9V126H7ZM10 125H13V129H12V126H10ZM15 125H17V126H15ZM26 125V126H25ZM36 125V126H37ZM38 125V126H39ZM46 125V126H47ZM97 125V126H98ZM106 125V126H105ZM110 125V126H109ZM111 125H112V128H111ZM122 125V126H121ZM131 125V126H130ZM138 125V126H137ZM148 125V126H147ZM174 125H177V124H174ZM194 125V126H193ZM200 125V126H199ZM207 125H209L210 126V128H209V126H207ZM221 125V126H220ZM239 125V126H238ZM29 126V127H28ZM100 126H101V124H100ZM99 126V127H100ZM117 126V125H116ZM125 126V127H124ZM136 126V127H135ZM141 126V127H140ZM143 126H144V128H143ZM182 126V127H181ZM186 126V127H185ZM197 126V127H196ZM201 126H205L206 128H202ZM215 126H217L216 127V129L214 128ZM232 126V127H231ZM240 126H243V127H240ZM254 126V127H253ZM8 127V128H7ZM10 127V128H9ZM78 127V126H77ZM94 128H95V126H93ZM93 127H91V125H88V127H86L85 129H87L88 128V130H91ZM127 127V128H126ZM138 127V128H137ZM209 129H208V128ZM224 127L225 129H222V128ZM5 128H7L5 131H4V129ZM47 128H49L48 126H47ZM46 128V129H47ZM51 128H52V126H51ZM90 128V129H89ZM103 128H105L104 130H103ZM129 128V129H128ZM131 128V129H130ZM142 130V129H144V130H140V129ZM150 128V129H149ZM179 128H180V131H179ZM182 128V129H181ZM212 128V129H211ZM234 128H236L235 130H234ZM3 129V130H2ZM10 129V130H9ZM14 129H17V130H14ZM108 130V132H107V130ZM119 129H121V131H122V133L124 134H129V137H130V135H132L131 136V138L130 139H132L133 138V140H132V142H131V140L129 141V140H127V139H124V137L123 136H120L119 134H117V133H121V131L119 130ZM129 131H128V130ZM133 129V130H132ZM135 129V130H134ZM137 129H138V132H137ZM161 129H163V130H161ZM187 129H189V130H187ZM192 129V130H191ZM204 129V130H203ZM206 129H208V130H206ZM213 129H214V131H213ZM244 129V130H243ZM248 129V130H247ZM8 130V131H7ZM11 130H13V132L11 131ZM22 130H24V132L22 131ZM79 130V129H78ZM77 130V131H78ZM132 130V131H131ZM140 130V131H139ZM146 130H148V131H150V133L148 132V131H146ZM155 130V131H154ZM158 130V131H157ZM161 130V131H160ZM166 130V131H165ZM219 130V131H218ZM225 130V131H224ZM233 130V132H231V131ZM239 130H240V134H239ZM247 130V131H246ZM3 131V132H2ZM11 131V132H10ZM14 131H16V132H14ZM107 133H106V132ZM112 131V132H111ZM119 131V132H118ZM125 131V132H124ZM128 131V132H127ZM152 131H154V132H152ZM157 131V132H156ZM163 131V132H162ZM175 133H174V132ZM182 131V132H181ZM194 131V132H193ZM242 131V132H241ZM256 131V132H255ZM2 132V133H1ZM5 132V133H4ZM6 132H8V133H6ZM9 132L11 133V134H9ZM20 132H23V133H20ZM131 134H130V133ZM132 132H136V133H132ZM142 132V133H141ZM164 132H167V135L170 133V132H172L170 135H168V136H165V134L166 133H164ZM169 132V133H168ZM191 132V133H190ZM194 134H193V133ZM205 132V133H204ZM211 132V133H210ZM214 132V133H213ZM237 134V135H235V133ZM15 135H14V134ZM113 133H114V136H116L115 135V133L117 134V138L116 137H113L112 135H113ZM142 135H141V134ZM158 133H164V136H165V138H164V136H162L163 134H158ZM214 135H213V134ZM225 133V134H224ZM243 133V135H245V136H243V135H241ZM14 136H13V135ZM124 134V135H125ZM126 134V135H127ZM134 134V135H133ZM136 134V135H135ZM144 134V135H143ZM149 134V135H148ZM154 134V135H153ZM176 134V137L179 139H177L175 136L173 137L172 135H175ZM178 134V135H177ZM190 134L192 135V136H190ZM202 134V135H201ZM213 136H212V135ZM216 134V135H215ZM247 134V135H246ZM4 135V136H3ZM11 135V136H10ZM120 137H122V139L121 138H119V136ZM152 135V136H151ZM156 135V136H155ZM189 135V136H188ZM197 135V136H196ZM199 135V136H198ZM211 136V137H209V136ZM226 135H228L229 137H227ZM232 135H234V137L232 136ZM240 135V136H239ZM249 135V136H248ZM82 136V135H81ZM93 136V137H92ZM101 136V137H100ZM142 136V137H141ZM151 138H150V137ZM169 136H172V138H171V140L172 139H174V140H172L171 142H173V141H175V139H176V141L175 142H177L178 143V141H179V143H186V144H188L189 143V145H190V147H191V150H189V151H193V153H189V152H186L188 155H186V156H188L187 158H189L188 160L189 161H187L186 159V156H184L183 157V154L180 156L179 154L176 156H172V154H167V152H168V150L169 149H171V148H169V147H163V148H161V146H160V144H162V141H161V139H166L165 141H163V143H171V142H169L170 140H168L167 141V138L166 137H169ZM202 136V137H201ZM204 136V137H203ZM206 136V137H205ZM217 136V137H216ZM224 136H226V137H224ZM257 136V137H256ZM7 137H10V138H7ZM102 137H103V139H102ZM155 137V141L153 140V138ZM158 137L160 138V139H158ZM213 137V138H212ZM241 137V138H240ZM243 137V138H242ZM244 137H245V141L247 142H245V141H242V139L244 140ZM83 137H81V141L83 140L82 139ZM87 138H89V139H87ZM93 138V139H94ZM108 138H111V139H108ZM114 138V139H113ZM117 139V141H116V139ZM156 138L158 139V140H156ZM204 138V139H203ZM217 138H223V139H225V141H223V139H221V140H219V139H217ZM235 140H234V139ZM248 140H247V139ZM94 139V140H95ZM102 139V140H101ZM106 139H108V140H106ZM120 139V140H119ZM124 139V140H123ZM134 139H135V141H134ZM138 139V140H137ZM152 139V140H151ZM169 139V138H168ZM185 139H186V142H184L185 141ZM229 139V140H228ZM94 140H92V143H94L93 141ZM111 140V141H110ZM123 142H122V141ZM137 140V141H136ZM200 140V141H199ZM215 140V141H214ZM241 140V141H240ZM101 141V142H100ZM107 141V142H106ZM157 141V142H156ZM158 141H159V143H158ZM181 141V142H180ZM188 141V142H187ZM208 141V142H207ZM222 141H223V143H222ZM230 141V142H229ZM232 141V142H231ZM237 141H240V142H237ZM254 141V142H253ZM260 141V142H259ZM87 142V143H88ZM96 142V141H95ZM132 143V145H131V143ZM143 143V144H145L146 146V149L148 150V151H146V149L144 148L142 151L140 150V148L139 149H137L136 150V148H137V146L138 145H136V144H133V143ZM156 142V143H155ZM175 142H173V143H175ZM86 143V142H85ZM124 143V144H123ZM125 143H127V144H125ZM204 143V144H203ZM208 143V144H207ZM150 145V146H148V145ZM159 144V145H158ZM185 144V145H186ZM228 144V145H227ZM133 145H135V146H133ZM157 145V146H156ZM163 146H164V144H162ZM188 145V146H189ZM195 145V146H194ZM209 145V146H208ZM0 146V147H1ZM129 146H131V147H133V148H130ZM151 146H156V147H152L151 148ZM187 146V145H186ZM228 146V147H227ZM126 147V148H127ZM158 147H160L159 149H160V152L161 153H158L159 152V149H158ZM173 147H174V145H173ZM190 147H188V148H190ZM125 148V149H126ZM169 148V149H168ZM183 148V147H182ZM188 148H186V149H188ZM193 148V149H192ZM197 150H196V149ZM224 148V149H223ZM122 149H124V146H123V148ZM158 149V150H157ZM161 149H162V151H161ZM164 149V150H163ZM167 149V150H166ZM227 151H226V150ZM229 149V150H228ZM130 150V151H131ZM141 151V153H140V151ZM151 150H153V151H151ZM157 150V151H156ZM172 150L174 151V148H172ZM204 151V153H202L201 151ZM217 150V151H216ZM126 151V150H125ZM130 151L128 152V153H130ZM149 151H151V152H149ZM188 151V150H187ZM194 151H196V152H194ZM200 151V152H199ZM222 151V152H221ZM101 152V151H100ZM139 152V153H138ZM162 152H164V153H166V156H165V154L163 153L162 154ZM170 152V151H169ZM168 152V153H169ZM175 152V151H174ZM207 152V153H206ZM126 153H127V151H126ZM131 153H132V151H131ZM146 153V154H145ZM148 153V154H147ZM178 153V152H177ZM176 153V154H177ZM180 153V152H179ZM201 153V154H200ZM209 153H210V155H209ZM214 154V155H212V154ZM134 153H132V155H133ZM181 154V153H180ZM202 154H203V156H204V158L202 157ZM142 155V156H141ZM144 155V156H143ZM163 155V156H162ZM201 155V156H200ZM205 155H206V157L207 158H209V159H207L206 157H205ZM89 156V155H88ZM87 156V158H89ZM97 155H93V157H91V155H90V157L96 162V159L98 158V156L96 157ZM135 156V155H134ZM167 156H169L170 158L168 159V157ZM193 156V157H192ZM195 156V157H194ZM196 156H198V158L196 157ZM200 156V157H199ZM215 157V159H214V157ZM235 156V157H234ZM96 159H95V158ZM167 157V158H166ZM172 157V158H171ZM179 157V158H178ZM181 157V158H180ZM183 157V158H182ZM203 159H202V158ZM213 157V158H212ZM222 157V158H221ZM232 157V158H231ZM166 158V159H165ZM212 160H215V162L214 161H211V159ZM221 158V159H220ZM92 159H90L89 161H91V163L88 161V159H86L85 161V163H89L87 166L89 167L90 166V164H92ZM167 159H168V161H167ZM174 159V160H173ZM176 159V160H175ZM184 159V160H183ZM192 159H194V160H192ZM195 159H197V160H195ZM209 160L210 161V163L212 164V162H213V164L215 163H218L219 164V162H220V165L222 164L223 166L221 167L220 165H216V167H221V168H223V169H227L226 170V172H225V174L223 173L225 170H221V168H220V171L218 170L219 168H216L215 167V164L214 165H210V163H208L209 161H207V160ZM218 159V162H216V160ZM224 159V162H222V160ZM235 159V160H234ZM98 160V159H97ZM104 160H106V159H104ZM109 160H111V164L109 165V166H115V164L116 163H114L112 160L113 159H109ZM108 160V161H109ZM162 160V161H161ZM165 160V161H164ZM177 160H179V163L178 162H176L175 163V161H177ZM219 160H221V161H219ZM107 161V160H106ZM146 161V162H145ZM167 161V162H166ZM172 161H173V163H172ZM185 161H187V163H189L190 161H192V162H190L189 164H185L184 162ZM225 161H228L227 163H229V162H231V164H227ZM235 161V162H234ZM237 161V162H236ZM95 162H93L94 164H95V166L92 164V166L94 167H91V168H93V169H91V168H89V170H94V171H96L97 170V168L99 167V165H98V167H96V163ZM171 162V163H170ZM183 162V163H182ZM195 162V163H194ZM207 162V163H206ZM107 163V162H106ZM114 165H113V164ZM159 163L161 164V165H159ZM170 163V164H169ZM237 163V164H236ZM165 164H167V166L165 165ZM169 164V165H168ZM173 164V165H172ZM176 164H177V166H179L178 168H176L177 166H176ZM193 164H194V166H193ZM196 164V165H195ZM202 164V165H201ZM226 165V167L227 168H225V165ZM171 165V166H170ZM175 165V166H174ZM199 165L201 166V167H199ZM207 165H209V167L207 166ZM230 165H232V166H230ZM159 166H161V167H159ZM187 166H189V167H191V168H188ZM211 166V167H210ZM254 166H255V168H256V170L254 169ZM87 167V168H88ZM164 167L166 168V167H168V168H166V169H164ZM198 167V168H197ZM206 167V169H204V168ZM231 167L233 168H236L235 170H233V169H231ZM251 167H252V169H251ZM123 168V167H122ZM128 168V170H129V167H126V169ZM193 168V169H192ZM200 168H201V170H200ZM210 169V170H207V169ZM230 168V169H229ZM257 168L259 169V171H260V173H258L259 171L257 170ZM261 168H263V169H261ZM71 170H73V168H70ZM96 169V170H95ZM126 169L124 170V171H126ZM189 169V170H188ZM198 169V170H197ZM254 169V170H253ZM132 170V171H131ZM188 170V171H187ZM192 170V171H191ZM193 170L194 171H196V172H194V173H192L193 172ZM204 170V171H203ZM229 170H232L231 172L229 171ZM240 170L241 171H245V172H240ZM252 170V171H251ZM58 171V170H57ZM60 171V172H59ZM59 171L58 172H56L55 173V175L53 176L52 175V179H51V181H52V183L53 184H51L50 183V185H51V187L52 186H54L55 184V180H56V183L58 182V184H57V186L59 185V183L61 182V180H62V182L60 183V185L59 186H61V185H63V184H65L66 182H70L67 178H66V173H64V171L63 170H60L59 169ZM87 172H89L88 171V169L86 170ZM94 171H92V172H94ZM178 171V172H177ZM199 171V172H198ZM203 171V172H202ZM205 171L206 172H208L209 171V173H205ZM228 171V172H227ZM61 172H63V173H61ZM91 172V171H90ZM89 172V173H90ZM91 172V174H93ZM181 172H179V174H181ZM186 172V173H185ZM215 172H217L218 173V176L216 175L217 173H215ZM236 172H238V173H240V175H242V174H244L242 177L240 176V175H238ZM249 173V175H247L248 173ZM256 173V175H254L255 173ZM89 173H86V174H89ZM140 173H142L143 175H140ZM190 173H192V174H190ZM197 173V174H196ZM203 174V176L205 175V176H207V178L204 176H202L201 177V175ZM213 175H212V174ZM221 173H223V176L221 175ZM236 173V175H234ZM60 174H66V175H63V176H65L64 178H63V176L62 175H60ZM201 174V175H200ZM207 174V175H206ZM210 174V175H209ZM214 174H215V176H217V177H215L214 176ZM220 174V175H219ZM230 175V177L228 176V175ZM250 174H252V175H250ZM107 175V176H106ZM145 175V176H144ZM233 175V176H232ZM238 175V176H237ZM245 175H246V177H245ZM259 175H261V176H259ZM57 178H56V177ZM88 176V175H87ZM90 176H92V175H89V177ZM93 176H95L94 174H93ZM92 176V177H93ZM106 176V177H105ZM189 176V179H193V178H191ZM200 176V177H199ZM211 176V177H210ZM224 176H227V177H224ZM235 176H237V177H235ZM247 176L249 177V178H247ZM255 176H257V177H255ZM110 177V178H109ZM178 177H181V176H179L178 175ZM229 177V178H228ZM235 178V179H233V178ZM239 177V178H238ZM240 177H241V179H240ZM254 178V180H253V178ZM263 177H264V175H263ZM59 178V179H58ZM62 178V179H61ZM104 178V179H103ZM107 178H109V179H107ZM113 178V179H112ZM134 178H136V177H134ZM203 178V179H202ZM210 178V179H209ZM219 178V179H218ZM247 180V182L249 181V183H247L246 182V180ZM106 179V180H105ZM110 179H112V180H110ZM180 179V178H179ZM214 179H216V180H214ZM222 179V180H221ZM224 179V180H223ZM229 179H230V181H229ZM233 179V180H232ZM238 179V180H237ZM243 179H244V181H243ZM259 179V180H258ZM263 180V181H260V180ZM65 180V181H64ZM107 180H108V182L109 181H111V182H109L110 183V188H108L109 190H106L107 189V187L109 186V183L107 182ZM206 180V181H207ZM211 180V181H210ZM219 180V181H218ZM228 180V181H227ZM242 180V181H241ZM54 181V182H53ZM103 181V182H102ZM183 180H181V181H178V182H182ZM205 181V182H206ZM218 181V182H217ZM221 181V183H219ZM222 181H225V183H222ZM241 181V182H240ZM259 183H258V182ZM95 182V181H94ZM106 182V183H105ZM116 182V183H115ZM143 182V181H142ZM146 182V181H145ZM147 182H148V180H147ZM146 182V183H147ZM156 182V181H155ZM217 182V183H216ZM232 182V183H231ZM252 182V183H251ZM262 182V183H261ZM113 185H112V184ZM229 183V184H228ZM243 183H244V185L245 186H247L248 187V189L246 190V188L247 187H244L243 188ZM254 183V184H253ZM256 183V184H255ZM103 184H104V186L106 187L105 188V190H106V192H104L105 190L104 189H101V188H104V186H103ZM135 184V185H134ZM149 184V183H148ZM147 184V185H148ZM186 184H187V182H186ZM210 184H212V183H210ZM212 184V185H213ZM223 184V185H222ZM226 184V185H225ZM236 184V185H235ZM249 184H252L253 186H251V185H249ZM69 185V186H68ZM68 185H66V188H67V186L69 187V190H72L71 189V187L73 188L74 187V185L72 186L71 184H68ZM107 185V186H106ZM119 185V184H118ZM117 185V186H118ZM153 185H157L158 187H159V185H160V181H157V184H154L153 183ZM183 185V186H182ZM229 185H230V187H229ZM237 185H240V187L242 186V188L240 189L239 188V186H237ZM256 185V186H255ZM55 187V188H58V187ZM71 186V187H70ZM182 186V187H181ZM227 186V187H226ZM239 188H237V187ZM250 186V187H249ZM256 187V188H253V187ZM145 187V186H144ZM154 187H155V189H154ZM215 187V186H214ZM217 187V186H216ZM234 187V188H233ZM251 187L253 188V190H251ZM258 187V188H257ZM54 187L52 188V189H55ZM63 187L61 186L59 189H57L56 191H57V193H58V195H63ZM129 190H128V189ZM132 188V189H131ZM135 188V189H134ZM178 188V187H177ZM198 187H194V189L193 190H196ZM45 189H47V188H45ZM89 189H90V186H89ZM88 188H87V191L89 190ZM101 189V190H100ZM112 189V190H111ZM114 189H115V191H114ZM120 189V190H119ZM131 189V190H130ZM154 190V192H153V190ZM159 189H160V187H159ZM159 189H158V191H159ZM216 189V188H215ZM238 189V190H237ZM260 189V190H259ZM263 189V190H262ZM62 190V191H61ZM104 190V191H103ZM150 190H152L151 192H150ZM161 190H162V188H161ZM160 190V191H161ZM191 190V191H190ZM232 190V191H231ZM258 190V191H257ZM48 191V190H47ZM60 191H61V193H60ZM93 191V193H91ZM109 191V192H108ZM141 192V195H139V194H136L137 195V197H136V200H133V202H131V206H129L128 208H125V209H121V208H119L120 206H119V203H121L122 202V200H123V198L125 199V198H127L128 197V195H129V197L131 198L132 197V193L133 192ZM200 191V192H199ZM239 191V192H238ZM250 191V192H249ZM253 191H256V193L255 192H253ZM51 192H53V191H51ZM94 192H95V194H94ZM125 192V193H124ZM128 192V193H127ZM130 192H131V195H130ZM143 192V193H142ZM162 193H163V191H161ZM160 192V193H161ZM187 192V193H186ZM237 192V193H236ZM243 192V193H242ZM17 193V192H16ZM15 193V198H18V197H21L20 196V194H19V192L16 194ZM57 193H56V197H62V196H58L57 195ZM60 193V194H59ZM87 193V192H86ZM116 193H118V194H116ZM127 193V194H126ZM147 193H151L153 196L152 197H150L149 199L152 201H148L147 199H148V197L151 195H148V197H147ZM157 193H159V192H157ZM157 193H155V197L156 196H158V195H160V196H162V194H158L157 195ZM186 193V194H185ZM190 193V194H189ZM200 193V194H199ZM245 193V194H244ZM197 194H199L200 195V197L199 198H201V196L202 195H204L203 196V198H204V201L207 199V200H209V201H207L206 200V202L205 203H207L208 202V204H210V205H213L212 207L210 206V205H208V204H205L203 201V204H205V205H207V206H205L204 207V205H203V207L204 208H202V206H200L199 207V205H201V204H199V203H202V202H200L199 200H197V202H195L196 201V199H198V197H197ZM234 194H236V195H234ZM243 196H242V195ZM247 194H248V196H247ZM250 194H253V195H255V197L253 196V195H251L250 196ZM116 195V196H115ZM121 195V196H120ZM186 195H188L187 197H186ZM196 195V196H195ZM198 195V196H199ZM231 195V194H230ZM239 195H241L242 196V198L243 197H248V199L250 200V197H251V201H249V203H248V206L247 205H245L246 206V210L245 209H243V208H245V206H244V204H241L240 202H239V200H237L236 198H238L239 197ZM246 195V196H245ZM111 196V197H110ZM124 196H126V197H124ZM140 196V197H139ZM171 196V197H170ZM190 196V197H189ZM191 196H195V197H191ZM211 196H213V194L211 195ZM210 196V197H211ZM237 196V197H236ZM260 197V198H258V197ZM262 196V197H261ZM92 197V198H91ZM99 197V198H98ZM121 198V200H120V198ZM128 197V198H129ZM154 197V198H155ZM173 197V198H172ZM213 197H215V196H213ZM221 197H222V199H221ZM116 198H118L117 200H115ZM129 198V199H130ZM162 198H164L165 199V202H164V200H162ZM170 198V199H169ZM176 198V200L174 201V199ZM178 198V199H177ZM187 198H189V199H192V200H189V202L187 203L186 201H184V200H187L188 201V199ZM195 198V199H194ZM34 200L36 199V198H33ZM60 199V198H59ZM99 199V201H97ZM133 199H135V197L133 198ZM166 199H168V200H166ZM195 201H194V200ZM224 199V200H223ZM234 199V200H233ZM9 201V199L7 198H5V201ZM103 200H105V201H103ZM110 200V201H109ZM155 200V202H154V204H153V201ZM156 200H158V201H156ZM173 200V201H172ZM203 200V199H202ZM235 200H237V201H235ZM6 201V202H7ZM121 201V202H120ZM144 201H146V202H144ZM149 203H148V202ZM162 201V202H161ZM169 201H171V202H175V204H174V206H173V204L171 203V202H169ZM195 203H194V202ZM199 201V202H198ZM235 201L236 203H237V205H236V203L234 204L233 202ZM258 201V202H259ZM4 202V201H3ZM98 202V203H97ZM115 202L116 203H118V205L116 206V205H112L113 203L115 204ZM151 202V203H150ZM156 202H158V205H157V203ZM160 202V203H159ZM177 202H179L180 203V205H179V203H177ZM223 202H224V204L225 205H222L223 204ZM246 202H244V203H246ZM263 202H264V200H263ZM262 202V203H263ZM5 203V202H4ZM3 203V204H4ZM133 203V204H132ZM145 203V204H144ZM163 204V206H161L162 204ZM164 203L166 204L165 206H164ZM197 203L199 204V205H197ZM242 205H240V204ZM246 203V204H247ZM262 203H260V204H262ZM2 204V205H3ZM144 205V207H142L141 205ZM155 205V206H153V205ZM171 204V205H170ZM194 204L195 205H197V207H195L194 206ZM235 206H234V205ZM256 204V203H255ZM259 204V203H258ZM56 205L57 204H54V205H51V206H49L48 207V209L46 210V208H44V209H42V211L43 212H41L40 213V215H42L41 217H39V218H42V221H47V222H50V221H52V220H54V217L55 216H52V215H49L48 216V220L46 219L47 218V216L46 215H48V213H49V209H50V207H52V206H55V209H57V212L55 213L56 214V217H55V219L57 220V218L58 219H60L61 217H62V211L60 210V209H62V208H60L61 206H58L57 205V208H56ZM98 205V207L99 208H101L100 206ZM109 205H111L110 207H109ZM152 205V206H151ZM182 205V206H181ZM186 206V208L184 207V206ZM218 205V207H216ZM220 205V206H219ZM232 205L234 206V207H232ZM240 205V206H239ZM254 205V204H253ZM102 206V205H101ZM116 206V207H115ZM160 206V207H159ZM168 206H170L169 208H167ZM172 206H173V208H172ZM178 206H180L179 208H177ZM188 206H190V208L191 209H189V208H187ZM192 206H194V207H192ZM208 206H210L212 209H210V207H208ZM223 206V207H222ZM225 206V207H224ZM240 207V208H238V207ZM262 206H263V208H264V204H262ZM2 207V206H1ZM114 207V208H113ZM119 208V211L118 212H116L115 210L116 209H118ZM141 207V208H140ZM163 207V208H162ZM220 207V208H219ZM97 208V207H96ZM116 208V209H115ZM131 208V209H130ZM147 208H149V209H147ZM151 208H153L154 210L152 211V209ZM165 208H167V210H165ZM183 208H184V211H183ZM193 208V209H192ZM208 208V209H207ZM222 208L224 209V208H227V209H225L226 211L228 210V212H227V214L228 215H226L225 214V210H222ZM234 208V209H233ZM237 208L240 210H237ZM258 208V209H257ZM53 209V207L50 209V211ZM55 209H53V210H55ZM103 209H106V208H104L103 206H102V210ZM110 209H111V211H110ZM113 209H115L114 211H113ZM126 209H128L127 211L129 212H131L130 214L128 213L127 214V212H126ZM174 209H178L179 211H180V209L182 210L181 212L182 213H184L183 215L184 216H182V213L180 214V218L178 217V215H179V213H178V211H177V213H176V211L174 212L173 210ZM185 209H186V211H185ZM187 209H189V210H187ZM198 209V210H197ZM200 209H202V211H201V213H203L204 211H205V215H203V214H201L199 211H200ZM205 209V210H204ZM216 209V211H215V213H214V210ZM219 211H218V210ZM242 209V210H241ZM251 209H252V212H251ZM257 211H256V210ZM59 210V211H58ZM90 210H91V212H90ZM97 210V209H96ZM100 210V209H99ZM122 210V211H121ZM150 210V211H149ZM163 210H165V211H163ZM170 210H172L173 211V213L175 214V215H177V218H179V223H180V221H182L183 219H187L186 221L185 220H183L181 223H183V222H185V224H187V227H188V222L187 221H189V219H190V221L189 222H191V223H194V224H197L196 226H194V224H190L191 225V227H190V225H189V227L188 228H190V230L188 229V228H185V225L183 224V226L184 227H180V232H179V227H178V225L176 226V228H175V226L173 225V229H172V225L169 227V225H168V227H167V229L168 230H166V226H162L161 224H165V222H163L164 220H165V218H166V216L169 214V213H172V212H169ZM193 210H194V212H193ZM212 210V211H211ZM236 212H235V211ZM48 211V212H47ZM150 213H149V212ZM166 211H168V212H166ZM190 211V212H189ZM210 211V212H209ZM224 211V213H222ZM233 211V212H232ZM243 213H242V212ZM246 211V213H244ZM254 211V212H253ZM46 212V213H45ZM55 212V211H54ZM53 211L52 212H50L49 214H53L54 213ZM59 212L61 213V216L59 217L58 216V214H59ZM156 213V214H153V213ZM186 212L189 214H186ZM191 212H193V213H191ZM197 212V213H196ZM209 212V213H208ZM211 212H212V214H211ZM230 212V213H229ZM241 213V214H238V213ZM249 212V213H248ZM258 212V213H257ZM260 212V213H259ZM45 213V214H44ZM120 213V214H119ZM147 213H148V215H147ZM166 213V214H165ZM217 213V214H216ZM220 213V214H219ZM233 213H235L234 215H233ZM253 214V217H251L252 216V214ZM22 214H23V212H22ZM38 214V213H37ZM147 215V216H145V215ZM149 214H151V215H149ZM185 214H186V216L188 215V217L186 218V216H185ZM193 214H198V215H194V217H193ZM199 214H201L200 216H199ZM209 215V216H207V215ZM213 216H211V215ZM257 214H258V216H261V217H258L257 216ZM260 214V215H259ZM126 215H128V216H126ZM155 215V216H154ZM157 215V216H156ZM159 215V216H158ZM164 215H165V217H164ZM215 215H216V218H215ZM217 215H220V216H217ZM224 215V216H223ZM228 216V218L226 217V216ZM244 215L245 216V218H244V216L242 217V216ZM247 215V216H246ZM255 215V216H254ZM58 216V217H57ZM88 216H90V215H88ZM101 215H99L97 218H96V223H95V225H97L96 227H95V225L93 226V227H95L94 229H93V231H95V232H93V233H98L97 235H95L94 234V236L92 235V233L91 232H89L88 233V231H86V230H84V228H81V226L82 227H84L83 226V222L84 221H81V223L80 222H78L77 220H73V222L75 221V223H79V226H80V229H82V230H84L85 232H86V234L87 235H82V233L84 232V231H82V232H80V230L79 231H77V229H76V226L78 225V224H76L75 225V223L73 224V223H71L70 224V226H69V224H68V227H64V231H66V233L68 232H71V231H74V232H72L73 233V235H77L76 237L74 236V239L76 238V240H74L73 239V242L74 241H76V245H75V243H74V245H75V247L77 248L78 247V244L79 243H82L81 242V240L80 239H78V237L79 238H81L82 236L84 237V239H86V240H88L89 239V242H91V241H95L96 239L98 240L99 238L98 237H96V236H100V234H103L104 233V235L106 234V235H109V233H106V232H102V231H100L101 230V228H99L100 226L97 224L98 222L100 223V220H97V219H99V217H100ZM124 216V217H123ZM192 216V217H191ZM201 216H203V217H201ZM223 216V217H222ZM230 216H232V217H230ZM235 216V217H234ZM237 216V217H236ZM251 217L252 219H250L249 217ZM258 218H257V217ZM44 217H46V218H44ZM150 217V218H149ZM152 217H154V219L152 218ZM199 217H201V219L199 218ZM205 217V218H204ZM208 217V218H207ZM210 217V218H209ZM234 217V218H233ZM53 218V219H52ZM86 218V217H85ZM84 218V219H85ZM121 218V219H120ZM132 218L133 219H135V220H132ZM164 218V219H163ZM198 218L202 221V219H203V223L201 222V225H200V223H199V221L200 220H198ZM207 218V219H206ZM230 218H232L233 219V221H232V219H230ZM235 218H238V219H235ZM259 218H261L260 220H258ZM45 219V220H44ZM50 219H52V220H50ZM103 219H105L104 221H107L106 223L105 222H103ZM129 219V220H128ZM159 219V220H158ZM163 219V220H162ZM182 219V220H181ZM192 219V220H191ZM212 219H214L213 221H212ZM226 219H227V221H228V223H226ZM241 219H244V221L242 220L241 221ZM248 219V220H247ZM255 219H257L256 221H253V220H255ZM113 220H114V222H113ZM116 220V221H115ZM156 220V221H155ZM210 220V221H209ZM217 220H218V222H217ZM250 220V221H249ZM112 221V222H111ZM131 221V222H130ZM153 221H154V223H153ZM193 221V222H192ZM207 223H206V222ZM212 221V222H211ZM224 221V222H223ZM238 221V222H237ZM241 221V222H240ZM120 222V223H119ZM129 222V223H128ZM196 222V223H195ZM214 222V223H213ZM225 223V225L223 224V223ZM240 222V223H239ZM248 222V223H247ZM83 223V224H82ZM103 223H104V225L105 224H107V225H103ZM112 223V224H111ZM158 223H160L159 225H158ZM204 223H206L205 225H204ZM212 223H213V225H212ZM218 223V224H217ZM220 223V224H219ZM241 223H242V225H241ZM243 223H246V224H244L243 225ZM175 224V223H174ZM200 226H202V227H200ZM75 225V226H74ZM154 227H153V226ZM182 224H179V226H181ZM204 225V226H203ZM75 227L74 228V230H73V228L72 227ZM78 226V227H79ZM99 226V227H98ZM132 226V227H131ZM159 226V227H158ZM206 226V227H205ZM208 226H209V228H208ZM222 226H224V227H222ZM238 226V227H237ZM253 226V227H252ZM255 226V227H254ZM263 226V227H262ZM71 227V229L69 230V228ZM97 227H98V229H97ZM153 227V228H152ZM196 227V228H195ZM197 227H199L198 228V230H197ZM248 227H250V228H248ZM259 227H261V228H259ZM104 228L102 229V230H104ZM162 230H161V229ZM166 230V234H164L163 232L165 231L164 229ZM170 228V229H169ZM178 228V229H177ZM205 228H207V230L205 229ZM210 228H212V229H210ZM223 229V231H222V229ZM226 228H227V230H226ZM257 228H259V231H258V229ZM65 229H67V230H65ZM98 230L97 232H96V230ZM100 229V230H99ZM177 229V231H175ZM193 231H192V230ZM210 229V230H209ZM219 229H221V230H219ZM254 229V230H253ZM113 230V229H112ZM120 230V231H119ZM147 230L149 231V232H147ZM164 230V231H163ZM174 232H173V231ZM182 230V231H181ZM187 230H189V232H187ZM196 230H197V232H196ZM217 230V231H216ZM235 230V231H234ZM237 230H238V232H237ZM247 230H249V231H247ZM255 231V232H253V231ZM25 231V229H22V230H20L19 232H24ZM76 231H77V233H76ZM105 231H107V229L105 230ZM117 231H119V232H117ZM172 231V232H171ZM210 231H212V232H210ZM233 231V232H232ZM242 231H243V233H242ZM79 232V233H78ZM100 232V233H99ZM108 232V231H107ZM153 233V234H151V233ZM161 232V234H158V233H160ZM220 234H219V233ZM224 232V233H223ZM228 232V233H227ZM239 232H241V233H239ZM247 234H246V233ZM259 232H263L262 234L261 233H258ZM67 233V234H68ZM72 233H70L71 235H72ZM112 233V232H111ZM149 233H150V235L151 236H148L149 235ZM156 233L158 234V235H156ZM173 233V234H172ZM175 233V235H177ZM203 233L205 234V236H203ZM212 233H213V235H212ZM231 233V236H232V238H231V236L229 235L228 236V234H230ZM233 233V234H232ZM238 233H239V235H238ZM245 233V234H244ZM250 233V234H249ZM254 233V234H253ZM14 234V227L12 226V225H6V227H5V229L3 230V231H1V233H0V238H1V240H0V264H14V263H16V264H21L23 261H25L26 260V256L25 255H19V254H15V253H11V250L9 249V247L8 246H6L7 245V239L11 236V235H13ZM67 234H64L63 235V237H61V238H59V239H57V241L59 240V242H57V243H55V246H59L60 245V243H61V245L62 244H64V246H68V244L67 243H69V244H71L70 242H72V240H69L68 239V237L69 238H71L70 237V234L69 235H67ZM82 236H81V235ZM122 234V235H123ZM137 234V235H136ZM147 234V235H146ZM155 234V235H154ZM164 234V235H163ZM206 234H208V235H206ZM219 236H218V235ZM238 236H237V235ZM256 234H258V235H256ZM66 235V236H65ZM72 235V236H73ZM121 235V236H122ZM152 235H154V236H152ZM159 235H163V236H159ZM169 235V234H168ZM195 234H194V236L193 237H195L196 236ZM222 235V236H221ZM224 235H226L227 236V240H230V241H228L229 242V244H228V242L227 241H225V242H223L224 240H225V236ZM233 235H235V236H233ZM242 235V236H241ZM246 235V236H245ZM252 235H254V236H252ZM262 235V236H261ZM64 236H65V238H64ZM85 236L86 237H89V238H85ZM91 236H93V238H90ZM155 236H157L156 238H155ZM212 236H214V238L212 237ZM218 236V237H217ZM220 236H221V238L223 237V239L221 240V238H220ZM237 236V238L236 239H234L235 237ZM241 236V237H240ZM260 236V237H259ZM66 237H67V239L70 241H67V239H66ZM101 237V236H100ZM107 237H109V236H107ZM149 237H150V239H149ZM160 237V238H159ZM168 237H170V236H168ZM216 237H217V239H218V241L216 242L215 240H217L216 239ZM242 237H244V238H242ZM249 239H248V238ZM252 237V238H251ZM254 237H255V239H254ZM258 237V238H257ZM262 237V238H261ZM73 238V237H72ZM94 238H96V239H94ZM154 238V239H153ZM196 238V237H195ZM205 238H207L208 240H206ZM230 238V239H229ZM245 238H247V239H245ZM260 238L262 239V240H260ZM62 239V240H61ZM64 239H65V241H66V243H62V242H65L64 241ZM78 239V240H77ZM139 239H141V240H139ZM163 239V240H162ZM167 239H169V238H167ZM167 239H165V240H167ZM206 240V241H204V240ZM212 239H215V240H213V241H215L217 244H215V242H213V244H215L216 245V247L217 246H219V244L221 245V243H222V245H224V246H222V247H220L219 246V248H222L223 249V247H224V249H223V251H222V249H220L219 250V248L217 247V249H216V251L217 252H214L213 253V251L215 250V248L214 249H212L213 247H215V246H213L212 247V244L211 245H209L208 246V244H209V241H210V243H212L211 242V240ZM241 241H240V240ZM244 241H243V240ZM91 240V241H90ZM138 240L140 241V242H138ZM198 240V239H197ZM197 240L195 239V241L197 242ZM198 240V241H199ZM239 240V241H238ZM245 240H247V243H246V241ZM250 240H251V242H250ZM255 240L257 241L256 243H258V244H255L254 242H255ZM79 243H78V242ZM94 241L93 242H91V243H94ZM151 241V242H150ZM169 241V240H168ZM220 241V242H219ZM233 241H235V242H233ZM249 241V242H248ZM254 241V242H253ZM261 241V242H260ZM96 242V241H95ZM108 241L106 240L105 241V243H103V240L100 242V244L103 246L104 244V246H106V245H108L111 241L109 240V243H107ZM149 242V243H148ZM160 242V243H159ZM219 242V243H218ZM232 244H231V243ZM238 242V243H237ZM239 242H241L240 244H239ZM260 242V243H259ZM103 243V244H102ZM107 243V244H106ZM139 243V244H138ZM146 243H148V244H146ZM164 243V242H163ZM166 243V242H165ZM199 242H197V244H198ZM228 245H226V244ZM236 243V244H235ZM242 243H244L243 245H242ZM249 243V244H248ZM251 243L253 244V245H251ZM196 244V243H195ZM200 244V243H199ZM207 244V245H206ZM231 244V246H229ZM234 244V245H233ZM246 244V245H245ZM255 244V245H254ZM53 245H54V243H53ZM162 245H164V244H162ZM161 245V246H162ZM240 245V246H239ZM103 246V247H104ZM153 246V245H152ZM227 246V247H226ZM236 246V247H237ZM242 246V247H241ZM244 246V247H243ZM250 246V247H249ZM252 246V247H251ZM8 248V249H7ZM48 248H52V246H50V247H48ZM48 248H43L42 246H36V248H33V249H35V255H34V253H32L31 252V254H32V256H30L29 255V253H28V255H27V257L28 256H30L29 257V260L27 259V263H29V264H40L41 263V261H37L38 260V258L40 257H42L43 259H46L47 260V262H51V263H53V264H58L56 261H55V259L53 260V258H56V255H54L53 253L54 252H52V249H54V246H53V248L52 249H48ZM74 248V247H73ZM144 248V247H143ZM145 248H147V247H145ZM241 248L243 249V251L241 250ZM245 248V249H244ZM79 250H81V249H79ZM83 250V249H82ZM147 249H145V251H146ZM230 250H232V249H228L227 251H229V252H225V253H230L231 251ZM148 251V250H147ZM220 251L222 252V253H220ZM241 251V252H240ZM246 251V252H245ZM263 251V252H262ZM81 252V251H80ZM245 252V255L243 254ZM261 252V253H260ZM215 253H219V254H215ZM239 253V254H238ZM242 253V254H241ZM259 253V254H258ZM55 254H56V252H55ZM215 254V255H214ZM241 254V255H240ZM261 254V255H260ZM34 255V256H33ZM83 255V254H82ZM82 255L81 254H79L78 256H81L82 257ZM260 256V258L259 257H257V256ZM55 256V257H54ZM84 256V255H83ZM85 256H86V254H85ZM85 256H84V258H85ZM174 256V255H173ZM173 256H167V258H171L170 260L169 259H167L166 258V256H165V258H166V260H165V258H164V260H163V262L165 261V263H171V264H173ZM226 256V255H225ZM234 256H237V257H234ZM241 256V257H240ZM262 256H263V258H262ZM24 257V258H23ZM80 257V258H81ZM240 257V258H239ZM243 257H245V259H243ZM37 258V259H36ZM42 258L40 259V260H42ZM83 258V257H82ZM235 258V259H234ZM259 258L260 259V262H259V260H257V259ZM36 259V260H35ZM49 259V260H48ZM209 259V258H208ZM207 259V260H208ZM216 259H218V260H216ZM46 260H42V261H45L46 262ZM124 260V259H123ZM192 260V259H191ZM210 260H208V262L210 263V264H213L212 263V261H210ZM216 260V261H215ZM237 260H240L239 262L237 261ZM244 260H246L247 262H249V263H247V262H244ZM250 260V261H249ZM252 260V261H251ZM235 261V262H234ZM35 262H37V263H35ZM47 262L45 263V264H47ZM49 262V263H50ZM162 262V263H163ZM192 262V261H191ZM26 263V264H27ZM208 263V264H209ZM41 264H43V262L41 263Z\"/></svg>",
  "mask_w": 264,
  "mask_h": 264
}]
</instances>
